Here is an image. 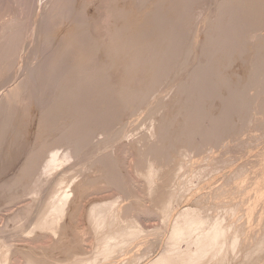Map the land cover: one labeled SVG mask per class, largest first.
Wrapping results in <instances>:
<instances>
[{
  "label": "bare ground",
  "instance_id": "bare-ground-1",
  "mask_svg": "<svg viewBox=\"0 0 264 264\" xmlns=\"http://www.w3.org/2000/svg\"><path fill=\"white\" fill-rule=\"evenodd\" d=\"M64 1V0H63ZM111 1V0H110ZM109 1V3H111ZM116 1V0H115ZM115 1H112V2H115ZM123 1V0H122ZM126 1V0H124ZM131 3H130V9L128 10H125L124 7H117L115 4L116 2L114 3V5L116 6V8H112L111 9L109 8L108 10H111V11H108L110 12L108 15L111 17L112 21L109 22L108 24V30H107V34L104 35V39H100V38H94L92 37L91 35L94 34L95 30H92V27L91 29H89V24H88V27L85 25L87 23H84L85 24H79L78 26H74L72 29H69L67 32H65V34L61 37V42H63L62 46L59 47L60 51L55 54L54 58H53V61L52 63L47 66V77L46 79H44L43 81L40 82V85H37L39 86V90L38 91V97H43L44 93L47 94V97L46 99L41 103V106H40V115L39 117L37 118V126H35L36 128V131L35 133H33L32 137L28 139V141H26V143L24 142V144L21 146V140H20V137L19 135L21 134L20 131H19V127H21V124L18 125L17 122L19 121H15L16 122V126L14 125V130L12 131V136H11V142H12V146H17L16 148H18V151H13L14 155H21L23 154L24 158L22 159V162L19 163V166H16L12 171L13 173L11 174V176H6L5 178H1L0 179V198H2L3 200L1 202H3V208H6L4 207L5 206H9L10 208V204L12 206L13 202H15L14 204H17V203H22L23 201H25V199H29L27 197L29 196H32V194L36 195V200L34 201L35 202V205L36 206H39L41 207L43 205V211L40 213H38V216L36 217H39V214H41V216L37 219V221H34L32 220L31 218L28 219L26 218L27 220V224H32L35 222L36 225L39 226H42V225H46L48 223H50V221H52V218H48V216L50 214H53V213H56L57 214V217H59L60 215L64 214L65 212H67V203L68 202H65L62 197V194H58L57 192L59 191H56V187L53 186V187H50L49 184H50V180H49V175H50V172L53 171L55 169L56 166H59L60 168V164L64 161V162H67L69 159H72L74 160L73 162L75 161H78V159H82V160H85L86 158H89V154L92 156L96 153V151H99L98 147H100L104 142V146L106 141L108 143H111L113 141H117L118 138H120L122 136V133L124 132V126L126 125H123V121H122V115L123 113H131L130 116L132 115L133 111L136 112L138 109H140L141 111V108L145 105L149 106V108H152L150 107L153 106L151 102H149V96L153 93V95L155 93H157L156 91L159 89L160 91H162V89L158 88L161 80L164 78H169L170 79V75L169 74H176V70L180 71V70H183L185 69L187 66H189L188 64L190 63H194L196 62L197 64L195 65L197 67H194V71L190 72V74L188 75V79L187 80V83L183 82V83H180L179 85L176 86V92L180 97L177 100L179 101V104L177 103L176 104V107L174 105V108L176 113H171L172 117H168L167 115H165V118L164 117H161V118H164V120L162 119V123L161 121H159V124L158 125H155L153 126L154 130L152 131L151 133V136L152 137H155L156 140H154L155 142H153V144H150L149 142V145L146 143V145H144V149H141L142 150H138L136 153L140 154L142 157H145L147 158L148 156L151 157V159L153 160V164L152 166L154 165V161H159V160H162L164 162V166H166L167 164L169 165V163L172 162V160L174 159L173 158V155H175L176 150L178 149V147H183V149L186 148V150H189V149H195V152L193 153V155H197V150L198 151H202L204 149V147H208V145H212L213 149L216 148L217 146L214 147V145H220V144H223L220 143L221 141H224L222 140L223 137H220V136H226V133L229 132V134L233 131L231 130H227V129H230L229 127H234V122L232 121L233 118L231 117H234L235 114H237L236 116H241L243 118V115L244 113H246L247 111L251 110V108L249 109L248 108V105L246 106V102L249 100L248 98L249 97H254V96H248L249 94L246 92V91H243L242 89L244 88V82H241L243 83L244 86H240V81H239V84H238V80H241V79H238L237 76L236 79H235V86L233 87L232 85H230V83L234 80H227V76L226 75L227 73H225V71H227L228 69L226 68H229L228 65H232V62L230 63V59H229V56H230V52H232L233 50H237V48L240 46H242V42L244 38H247L250 43H252L253 45V41L251 42V40H254L256 45L254 47H250V43H249V47L252 48L250 50V52H248L249 54V57L252 56L253 59H244L245 61L248 60L247 62L250 63L249 65H247L246 67L249 68V71H247V77H248V82H249V79H250V82L251 81H254L256 79V83L258 84L262 82V84L264 85V48H263V45H264V37L261 36L260 34H258V30L260 29H263L261 28L262 26H264L262 24L261 26V23L264 22H259V27L260 29L256 28L257 31L254 32H251L253 33L252 35L247 36V37H244L242 39L239 38V36H236L235 32L237 31L236 29L240 30V26L237 27L236 29H232V27H234V23L232 24V21L231 20H228L232 14V11L235 12L236 8H237V11L242 7V9L245 11V9L249 12H251L253 14V11H254V7H255V13L254 14H259V12L261 14H264V0H220L218 3L220 4V6L218 7L217 5V8L215 6V8L217 9V13H218V16L219 13H224L225 17H226V14H227V11H230L231 13L228 12V16H227V24L225 22V20L222 19V17H224L222 15L221 18H218L217 17L215 19V21L218 22V24H216V26H214L212 29L206 31V33H208L207 35H204V40H205V47L203 46H197V47H202L204 48V52L203 54H201V57L198 56V55H194L192 54L193 52H191V48L192 46L195 48L196 45H198L197 43L200 41L202 42L201 40L198 39V35H199V30L200 28H203L206 26L205 22L201 21V25L198 26V29H197V32H196V35L192 33L194 32H191L190 30V25L192 24V21H193V13L191 12V9L190 8V2H192L193 0H156V3H153V4H150L151 7L149 8V4H147V0H130ZM155 1V0H154ZM197 2H194V3H198L200 1L196 0ZM242 3H240V2ZM121 2V1H120ZM119 2V4H120ZM149 2V1H148ZM193 2H192V7H193ZM238 3L239 7L238 8V5H236ZM246 2L244 5L243 3ZM250 2V3H249ZM49 3V2H48ZM126 3V2H125ZM58 4V3H57ZM113 4V3H112ZM148 5L146 6L145 8H143L145 5ZM234 4V5H233ZM258 6H257V5ZM62 5V4H61ZM113 5V6H114ZM236 5V6H235ZM243 5V6H241ZM257 7H256V6ZM84 6V5H83ZM121 6V5H120ZM123 6V5H122ZM126 6V5H125ZM195 6V5H194ZM236 7L235 9L233 7ZM52 7V6H51ZM127 7V6H126ZM148 7V9H147ZM246 7V8H245ZM54 8V7H53ZM129 8V7H128ZM136 8H139V10H136ZM196 8V7H195ZM198 8V7H197ZM214 8V10H215ZM234 9V10H230V9ZM81 9V8H80ZM194 10V9H193ZM223 12H222V11ZM53 11V9H52ZM140 11V12H139ZM236 11V12H237ZM241 11L240 12L238 11L236 13V15H234L233 17L236 18V16H238L237 18H243L244 15H245V20L247 19L248 20V24L250 23L251 24V21L253 20H250V19H254V22H255V17H252V14H248L247 11L246 13L242 11V13L244 14H241ZM259 11V12H258ZM195 13V12H194ZM238 13H240L239 15H237ZM80 14V13H79ZM230 14V15H229ZM248 14V15H246ZM260 14V15H261ZM50 15V14H49ZM57 15V14H56ZM204 15V14H203ZM242 15V16H240ZM249 15H251L249 17ZM260 15H257V17L259 16L258 21L259 19L261 20V18H264V17H261ZM48 16V15H47ZM46 16V17H47ZM106 16V15H105ZM107 16V17H109ZM248 16V17H246ZM254 16V15H253ZM90 17V16H89ZM229 17V18H228ZM231 16L230 19L233 18ZM252 17V18H251ZM233 18V19H234ZM242 18L240 19V22L242 20ZM48 19V18H47ZM109 19V18H108ZM108 19H106L108 21ZM207 19V18H206ZM225 19V18H224ZM239 19H235L234 21L236 20H239ZM244 19V18H243ZM50 20V19H49ZM210 20V19H209ZM214 20V19H213ZM221 20V21H219ZM264 20V19H262ZM89 21V20H88ZM87 21V22H88ZM110 21V19H109ZM198 21V23H199ZM224 21V23L222 22ZM243 24L246 23L244 22V20H242ZM250 21V22H249ZM92 22V21H91ZM106 22V21H105ZM237 21V23H235V25H240ZM252 23V24H255V23ZM207 23V22H206ZM220 23V24H219ZM228 23H231L228 24ZM247 23H246V26H247ZM258 23V22H257ZM78 24V23H77ZM76 24V25H77ZM93 25V23H91ZM107 24V23H105ZM214 24V22L212 23ZM221 24L225 27L226 29L227 28H230L233 30V31H230L229 29L225 30L224 27L223 29L221 28ZM226 24V25H225ZM249 24V25H250ZM6 25V24H4ZM220 25V26H219ZM230 25V26H229ZM248 25V27H250ZM95 26V24H94ZM111 26V27H110ZM196 26V25H195ZM208 26V25H207ZM213 26V25H211ZM210 26V27H211ZM229 26V27H228ZM245 26V24H244ZM245 26V27H246ZM257 26V25H256ZM255 26V27H256ZM44 27V26H43ZM106 27V28H107ZM244 27V30L246 31H243V29L241 30L242 31V36L244 35L245 36V33H247L248 31V27L245 29ZM252 27V26H251ZM7 28V27H6ZM70 28V27H69ZM196 28V27H195ZM208 28V27H207ZM243 28V27H242ZM254 28V27H252ZM252 28H249V33H247L248 35L250 34V31ZM44 29V28H43ZM205 29V28H204ZM209 29V28H208ZM255 29V28H254ZM252 29V30H254ZM16 30V29H15ZM94 32H92V31ZM97 30V29H96ZM105 30V31H106ZM207 30V29H206ZM230 31L229 32V36L230 38H234L233 41L231 42V44L233 42H236V39H238L237 43H238V47H237V43L235 44H230L229 43V40L230 38L228 39V37H225L227 35L225 31ZM235 30V31H234ZM194 31V30H193ZM240 31V32H241ZM51 32V31H50ZM235 33V34H232V33ZM239 32V31H238ZM237 32V35H239L240 33ZM244 32V34H243ZM258 32V33H257ZM263 31H261L262 33ZM29 33V32H28ZM92 33V34H91ZM205 33V34H206ZM228 33V32H227ZM14 34V33H13ZM17 34V33H16ZM30 34V33H29ZM47 34V33H46ZM57 34V33H56ZM62 34V33H61ZM263 34V33H262ZM235 35V36H233ZM264 35V34H263ZM9 36V35H8ZM47 36V35H46ZM44 37L43 41L47 42L49 37ZM49 36V35H48ZM54 36V35H53ZM94 36V35H93ZM188 36L190 38H188ZM200 36V35H199ZM5 37V36H4ZM16 35H11L7 38L6 41H7V44H5V48L2 50V54H0V76H2L3 74H5L6 76H8V73L9 71H11V65H12V60H13V53H14V46L16 44ZM187 37V38H186ZM241 37V36H240ZM261 37V38H260ZM79 38V40H78ZM105 38H107L105 40ZM3 39V38H2ZM84 40L85 42L84 43V48H81V50H79L78 47H80L81 45V40ZM247 39H245V43H247ZM261 39V42L262 43H258V41ZM240 40L242 41L240 43ZM5 41V40H4ZM3 42V41H2ZM79 42V43H78ZM202 42V44H204ZM240 43V44H239ZM248 44V43H247ZM245 44V45H247ZM263 44V45H261ZM195 45V46H194ZM201 45V44H200ZM234 46V47H233ZM237 48H236V47ZM4 47V46H3ZM196 47V48H197ZM245 47V46H244ZM77 49V54H72L71 50L72 49ZM230 48H233L230 49ZM263 48V49H262ZM2 49V48H1ZM71 49V50H70ZM246 49V48H245ZM246 49V50H247ZM70 50V51H69ZM193 50V49H192ZM242 51L241 52H238L237 53H242L243 52V49H241ZM263 50V51H262ZM26 51V50H25ZM74 51V50H73ZM194 51V50H193ZM199 51V49L197 50ZM240 51V50H239ZM98 52L102 53L104 55V57L102 59H98L96 60V57H97V54ZM202 52V51H201ZM247 52L245 54H247ZM25 53V52H24ZM217 54V56H216ZM235 53H231V55H233ZM247 54V55H248ZM73 56V60L70 64H68V60L70 58H68V56ZM100 55V54H99ZM101 55V56H103ZM237 55H240L241 57V54H237ZM242 55V56H243ZM23 56V55H22ZM71 56V58H72ZM217 59H216V58ZM233 57V56H232ZM238 57V56H237ZM244 57V56H243ZM23 58V57H22ZM68 58V60H67ZM231 58V57H230ZM246 58V57H245ZM239 59V58H238ZM52 60V59H51ZM68 61V62H67ZM235 61V60H234ZM239 61V60H238ZM242 61V60H241ZM94 62L98 63V66L96 68H94V66L92 64H94ZM237 62V61H236ZM234 63V62H233ZM240 63V62H239ZM19 64V63H18ZM37 64V63H36ZM41 64V63H40ZM63 64H66L67 66L63 65ZM22 65V63H21ZM35 65V64H34ZM65 66V70L62 72L63 74L58 75V77L56 76V73L54 71L55 68H60L61 66ZM95 65V64H94ZM191 65V64H190ZM229 65V66H230ZM242 65H243V62H242ZM46 66V65H45ZM22 67V66H21ZM120 68L121 69V72L119 76L118 73L115 74L116 77H120L119 78V81L118 82H113L111 80V70L115 69L114 71H118V69L116 70V68ZM240 67V66H239ZM243 67V66H242ZM245 67V68H246ZM19 68H17L18 70ZM35 69V68H33ZM31 70L27 72V74H25V78L23 77V81L21 79V82L19 81V84L17 82V85L14 84L15 86L13 88H10L9 90H7V93H5L2 98L0 99V145L2 144V141L3 139L5 138V133L11 129L12 127V119L11 117H13L11 115V111L15 110L14 107L16 106V104L18 103L20 99V95L22 92H24V90H27L28 91H31L30 90V87H28V85H30V82L33 81V78H34V75H36L38 72H43L40 70L37 69V71L35 72V70ZM45 69V68H44ZM45 69V70H46ZM61 70H63L62 68H60ZM95 69V70H94ZM226 69V70H225ZM2 74V72H4ZM247 70V69H246ZM175 71V72H174ZM26 72V71H25ZM183 72V71H181ZM185 72V71H184ZM115 73V72H114ZM234 73V72H233ZM246 73V72H245ZM13 74V73H12ZM45 74V73H44ZM60 74V73H59ZM174 74V75H175ZM180 74V73H179ZM235 74V73H234ZM11 75V74H10ZM9 75V76H10ZM21 75V74H20ZM42 75V74H41ZM56 77H55V76ZM113 75V73H112ZM169 75V77H167ZM232 75V74H230ZM8 76V77H9ZM181 76V75H180ZM235 76V75H233ZM245 76V77H246ZM13 77V76H12ZM36 77V76H35ZM39 77V76H37ZM172 77V76H171ZM230 77V76H228ZM242 77V76H241ZM247 77H246V80H247ZM114 78V77H113ZM177 78V77H176ZM182 78V77H181ZM231 78V77H230ZM233 78V77H232ZM235 78V77H234ZM10 79V78H9ZM12 79V78H11ZM37 79V78H36ZM172 79H175V77H172ZM229 79V78H228ZM238 79V80H237ZM243 80V79H242ZM245 80V82L247 83V85L249 84L247 81ZM164 81V80H163ZM173 81V80H172ZM185 81V80H184ZM166 82V80H165ZM168 82V80H167ZM182 82V81H181ZM162 83V82H161ZM171 83V80L170 82ZM238 85H237V84ZM245 83V84H246ZM168 84V83H167ZM255 85L252 89V91L255 89L256 84L255 82H252L251 83V86L252 85ZM11 85V83H10ZM13 85V84H12ZM33 85V84H32ZM161 85V84H160ZM163 85V84H162ZM242 85V84H241ZM250 85V84H249ZM261 85V84H260ZM260 85H258V87H260ZM262 85V86H263ZM166 86V85H165ZM239 88H238V87ZM163 87V86H162ZM239 89H237V88ZM240 87H243L242 89ZM250 86L246 87L247 89L245 90H248ZM259 91L260 88H258ZM34 88V87H32ZM156 88H158L156 90ZM177 88H178V92H177ZM264 88V86L262 87ZM261 88V89H262ZM219 89L221 90H225L226 93H225V96L222 97L220 96V92L218 91ZM257 93H254L256 94L255 96H257L258 94V91ZM34 90V89H32ZM223 90V91H224ZM242 90V92H241ZM251 90V89H250ZM249 90V91H250ZM35 91V90H34ZM155 91V93L153 92ZM173 91V90H172ZM27 92V91H26ZM219 92V93H218ZM246 92V93H245ZM254 92V91H253ZM252 92V93H253ZM264 92V91H263ZM94 94L96 95L94 97V100L95 99H99L100 97H105V100L104 99H101V100H104L105 102H102V104L100 103H95L92 99V95L90 94ZM159 93V91H158ZM174 93V94H176ZM250 93V92H249ZM25 94V92H24ZM27 94V93H26ZM219 94V96H218ZM87 95H90V96H87ZM93 95V96H94ZM152 95V96H153ZM215 95L217 96V98L219 99L217 102H219L218 104V108H217V112L214 113V112H210V107L207 106L206 108V105L207 103H205L207 100L210 101V99L212 100V97L213 98H216ZM84 96L86 97H91L92 102L91 100H88L86 98H84ZM156 96V95H155ZM174 96H177V95H174ZM178 96V97H179ZM248 96V97H247ZM259 96V95H258ZM261 96H262V93H261ZM45 97V96H44ZM162 97V96H161ZM164 97V96H163ZM222 97V98H221ZM28 98V97H27ZM85 100H84V99ZM154 98V97H153ZM152 98V99H153ZM207 98V99H206ZM216 98V99H217ZM257 97H254L253 99L255 100ZM260 98V97H259ZM257 98V99H259ZM163 99V98H161ZM253 99L251 101H253ZM261 99V98H260ZM259 99V100H260ZM42 100V99H40ZM106 100L108 101V103H110L111 101L114 103L111 104L109 108V105L106 104ZM214 100V99H213ZM151 101V100H150ZM159 101V100H158ZM208 101V103H209ZM20 102V101H19ZM91 102V103H90ZM111 102V103H112ZM170 102V101H169ZM172 102V101H171ZM170 102V103H171ZM174 102V101H173ZM256 102V100H255ZM259 102V101H258ZM105 103V104H104ZM156 103V102H155ZM161 102L159 103H156V104H159L160 105ZM246 103V104H245ZM262 103V102H261ZM19 104V103H18ZM88 104H91V108L90 109H95V111L97 110H101L105 111V108L103 109H100V105L102 106L103 104L110 109V110H113V112H104L103 113H106L105 115L107 116L108 113H110V115L108 114L107 118L106 116L105 119L103 117H100V119L103 121H101V123L99 124V128L101 129H97L96 127V124L98 123L99 119L97 118L96 122L91 121L88 119V117H86V113L87 111L85 110V105H88ZM155 104V106H156ZM167 105V103H165ZM174 104V103H173ZM210 104V103H209ZM217 104V103H216ZM248 104H251V103H248ZM254 104V103H253ZM256 104V103H255ZM159 105H157L155 109H160ZM165 105V106H166ZM170 105V104H169ZM19 106V105H18ZM115 106V107H114ZM154 106V107H155ZM163 106V104L161 105V107ZM171 106V105H170ZM211 106L212 103H211ZM253 105H251L252 107ZM104 107V106H102ZM101 107V108H102ZM106 107V108H107ZM146 107V106H145ZM153 107V109H154ZM246 108V110H244ZM257 107V106H256ZM148 108V109H149ZM166 108V107H165ZM213 108V107H212ZM211 108V109H212ZM262 108V107H261ZM264 108V107H263ZM93 109L90 110L91 112H93ZM152 109V112L154 111ZM163 109L164 111V108H161V110ZM255 109V108H254ZM253 109V110H254ZM257 109V108H256ZM89 110V109H88ZM107 110V109H106ZM151 110V109H150ZM149 110V112H150ZM159 110V111H161ZM170 110V109H169ZM173 109H171L172 111ZM216 110V109H215ZM244 110V111H243ZM258 110V109H257ZM86 111V113H85ZM88 111V112H90ZM109 111V110H108ZM161 111V115L162 112ZM166 111V110H165ZM255 111V110H254ZM263 111V110H262ZM138 112V111H137ZM148 112V111H147ZM148 112V113H149ZM156 112V111H155ZM158 112V111H157ZM174 112V111H173ZM241 112H243V115L241 114ZM252 112V110L250 111V113ZM14 113V112H13ZM102 113V115H104ZM147 113V116H149V118L152 116L151 115H155L153 113L150 112V114ZM159 113V112H158ZM249 113V112H248ZM247 113V114H248ZM257 113V112H256ZM260 113V112H259ZM101 114V113H100ZM165 114V113H164ZM232 114H234V116H231ZM253 114V113H251ZM255 114V113H254ZM253 114V115H254ZM97 115H99L97 113ZM97 115H94L97 117ZM120 115L121 117L118 118ZM246 115V114H245ZM21 116V115H20ZM100 116V115H99ZM133 116V115H132ZM146 116V115H145ZM146 116V117H147ZM158 116V115H157ZM164 116V115H163ZM167 116V117H166ZM231 116V117H230ZM235 116V117H236ZM247 116V115H246ZM245 116V117H246ZM249 116V115H248ZM255 116V115H254ZM264 116V114H263ZM90 118L92 116H89ZM126 117V116H125ZM156 117V116H154ZM240 117V118H241ZM244 117V118H245ZM256 117V116H255ZM118 118V119H117ZM178 118L181 119V123L179 124H176V121L178 120ZM232 120H231V119ZM239 118V121L241 122V120L243 121V119L240 120ZM247 118V117H246ZM253 118V116H252ZM257 118V117H256ZM264 118V117H263ZM10 119V120H9ZM93 119V117L91 118ZM121 119V122L117 120H120ZM128 119V118H127ZM138 119V118H137ZM144 119V118H143ZM142 119V120H143ZM148 119V118H146ZM153 119V118H152ZM248 119V118H247ZM246 119V120H247ZM260 119V118H259ZM14 120V118H13ZM141 120V121H142ZM236 120V118H235ZM234 120V121H235ZM238 120V119H237ZM263 120V119H262ZM140 121V123H141ZM152 121V120H151ZM157 121V122H158ZM115 122V124H114ZM244 122V121H243ZM242 122V123H243ZM20 123V122H19ZM96 123V124H95ZM119 124V129H114L115 127H113L114 125L116 124ZM139 123V124H140ZM152 123V122H151ZM161 123V124H160ZM233 123V124H232ZM239 123V122H238ZM245 123V122H244ZM114 124V125H113ZM153 124V123H152ZM175 124V125H174ZM237 123H235L236 125ZM264 124V123H263ZM101 125V126H100ZM113 125V126H112ZM145 125V124H144ZM239 125L238 127H240V123L237 124ZM244 125V124H242ZM241 125V126H242ZM261 125V124H260ZM98 126V125H97ZM150 126V125H149ZM245 126V125H244ZM243 126V127H244ZM30 127V126H29ZM32 127V126H31ZM34 127V126H33ZM113 127V128H112ZM145 127V126H144ZM237 127V126H236ZM234 127V128H236ZM136 128V127H135ZM233 128V129H234ZM246 128V127H245ZM146 129V128H145ZM115 130V131H114ZM228 132H227V131ZM237 129H235L236 131ZM245 130V129H244ZM130 131V129H129ZM136 131V130H134ZM226 131V132H224ZM238 131V130H237ZM9 132V131H8ZM11 132V131H10ZM101 132V133H100ZM132 132V131H131ZM224 132V133H223ZM28 133V132H27ZM133 133V132H132ZM223 133V134H221ZM234 133V132H233ZM11 134V133H10ZM99 134H103L104 135V138H106L104 141L102 139V142L100 143L97 142L96 145L95 144H92V140L95 139L97 137V135ZM126 134V132H125ZM138 134V133H137ZM238 134V132H237ZM134 135V134H133ZM234 135V134H232ZM28 136V135H27ZM125 136V135H124ZM140 136V134H139ZM146 136V135H145ZM230 136V135H229ZM138 137V136H137ZM142 137V136H141ZM227 137V136H226ZM147 137L143 138L146 140ZM228 138V137H227ZM237 138V137H236ZM121 139V138H120ZM224 139V138H223ZM99 140V139H98ZM141 140V139H140ZM149 140V138H148ZM237 140V139H236ZM24 141V140H23ZM119 141V139H118ZM136 141V140H135ZM142 141V140H141ZM140 141V142H141ZM227 141V139H226ZM225 141V142H226ZM10 142V143H11ZM208 142V143H207ZM9 143V144H10ZM228 143V142H227ZM136 144V143H135ZM143 144H145L143 142ZM8 145V144H7ZM109 145V144H108ZM103 146V147H104ZM107 146V145H106ZM105 146V148H107ZM133 146V145H132ZM131 146V147H132ZM142 146V144H141ZM2 147V146H1ZM11 147V146H10ZM14 147H11L12 149H14ZM102 147V148H103ZM126 147V146H125ZM211 147V148H212ZM218 147H221V146H218ZM217 147V148H218ZM128 148V147H127ZM189 148V149H187ZM22 149V150H21ZM96 149V150H95ZM139 149V148H138ZM182 149V148H180ZM179 149V150H180ZM212 149V153L214 152ZM226 149V148H225ZM117 150V149H116ZM136 150V149H135ZM210 150V148L208 149V151ZM215 150V149H214ZM5 151V150H4ZM11 151V149L9 150ZM182 151V150H181ZM191 151V150H190ZM200 151V155L201 152ZM204 153H205V149L203 150ZM108 152V151H107ZM193 152V151H192ZM191 152V153H192ZM225 152V151H223ZM9 153V152H8ZM5 154L6 158H8L10 155L9 154ZM98 153V152H97ZM180 153V152H178ZM182 153V152H181ZM184 151H183V155H184ZM208 153V152H207ZM117 154V153H116ZM135 154V153H134ZM206 154V153H205ZM209 154V153H208ZM203 155V154H202ZM214 155V154H213ZM90 156V157H91ZM124 156V155H123ZM190 156V154H189ZM199 156V155H197ZM205 156V155H204ZM203 156V158H204ZM3 156V158H5ZM22 157V155L20 156ZM19 157V158H20ZM97 157V156H96ZM101 157V156H100ZM118 157V156H117ZM195 156H193L192 158H194ZM201 157V156H200ZM208 155H206L205 159L208 160ZM5 158V159H6ZM17 158V157H16ZM141 158V157H140ZM145 158H142V162L144 161ZM176 158V157H175ZM184 158V157H183ZM212 158V157H211ZM210 158V159H211ZM263 158V157H262ZM21 159V158H20ZM149 159V160H151ZM190 159V160H189ZM202 159V158H201ZM19 160V159H18ZM81 160V161H82ZM115 159L111 157L110 153H106V154H103L101 158H98L97 161L95 159V166H97V174L98 176L95 178V180H92L90 179L89 177L87 179H84V180H81V182L79 181V183H75L74 184V188L72 189L73 190V193H74V197L76 198H80L82 199L83 197H86V194L90 191L94 185V183H96V181L98 180H101V181H104L106 183H108L109 186L111 187H117V188H121L122 189V186L121 184L123 185V181L122 179H120L122 181V183H120L118 179H116L117 177H115V171L116 168L114 167V161ZM141 160V159H140ZM139 160V162H140ZM146 160V159H145ZM151 160V161H152ZM177 160V159H176ZM192 160L191 158H188V166L189 168H193L192 167ZM264 160V159H263ZM5 161V160H4ZM70 161V160H69ZM80 161V163H81ZM87 161V160H86ZM90 161V160H89ZM114 161V162H113ZM148 161V160H146ZM195 161V160H194ZM201 161V160H200ZM18 162V161H17ZM82 162H85V161H82ZM125 162V161H124ZM138 162V159L137 161ZM145 162V161H144ZM160 162V161H159ZM259 162H260V159H259ZM262 162V161H261ZM15 163V162H14ZM79 163V162H78ZM77 163V164H78ZM86 163V162H85ZM84 163V164H85ZM93 163V161H92ZM158 163V162H156ZM258 163V162H256ZM264 163V161H263ZM67 164V163H65ZM69 164V163H68ZM88 164V163H86ZM140 164V163H139ZM143 164H146V163H143ZM141 164V165H143ZM186 164V163H185ZM255 164V163H254ZM81 165V164H80ZM132 165V164H131ZM161 165V164H160ZM159 163H158V167L160 166ZM163 165H161L160 168L163 167ZM264 165V164H263ZM262 165V166H263ZM10 165H7V162H4L3 165L0 167L1 169V172L2 170H5L6 168ZM64 166V165H63ZM62 166V167H63ZM93 166V164H92ZM117 166V165H116ZM146 166V165H145ZM181 166V165H180ZM187 166V167H188ZM241 166V165H240ZM239 166V168H240ZM244 166V164H243ZM251 166V165H250ZM61 167V168H62ZM94 167V166H93ZM114 167V169H113ZM156 167V165H155ZM158 167L154 168V169H159ZM255 167V166H254ZM261 167V166H260ZM83 168V167H82ZM89 168V167H88ZM119 168V167H118ZM144 168V167H143ZM142 168V169H143ZM167 168V167H166ZM242 168V167H241ZM247 168V167H246ZM263 168V167H262ZM145 169V168H144ZM181 169V167H180ZM187 169V168H186ZM226 169V167H225ZM69 171V169H67ZM67 170H66V173H67ZM79 170V169H78ZM120 170V169H119ZM153 170V169H152ZM173 170V169H172ZM185 170V169H184ZM190 170V169H188ZM254 170V168H253ZM261 170V169H260ZM259 170V171H260ZM264 170V169H263ZM117 171V170H116ZM136 171V170H135ZM175 171V170H174ZM192 171V170H191ZM110 172V174H109ZM142 172V171H141ZM162 172V171H161ZM180 172V171H179ZM189 172V171H188ZM187 170L183 173V174H186L188 173ZM262 172V171H261ZM52 173V172H51ZM63 173V172H61ZM84 173V172H83ZM90 173V172H89ZM160 173V172H159ZM182 173V172H181ZM180 173V175H182ZM192 173V172H191ZM238 173V172H237ZM251 173V172H250ZM259 173V172H258ZM257 173V174H258ZM53 174V173H52ZM59 174H60V170H59ZM78 174V172H77ZM96 174V175H97ZM114 174V175H113ZM120 174V171L119 173ZM122 174V173H121ZM143 174V173H142ZM151 174V173H150ZM224 174V172H223ZM264 174V173H263ZM1 175V174H0ZM83 175V174H82ZM81 175V176H82ZM153 175V174H152ZM176 175V174H175ZM192 175V174H191ZM49 176V177H47ZM53 176V175H52ZM58 176V175H57ZM61 177L63 176L60 175ZM73 176V175H72ZM75 176H77L75 174ZM80 176V178H81ZM95 176V175H94ZM149 176V175H148ZM179 176V175H178ZM224 176V175H222ZM257 176V175H256ZM255 176V177H256ZM260 176V174H259ZM264 176V175H263ZM60 177V179H61ZM67 178V176H64ZM85 177V176H84ZM122 177V176H121ZM150 177H152L150 175ZM154 177V176H153ZM191 177V176H190ZM254 177V178H255ZM58 178V177H57ZM63 178V177H62ZM65 178V179H66ZM79 178V177H78ZM92 178V177H91ZM149 178V177H148ZM176 178V177H175ZM186 178V177H185ZM223 178V177H222ZM72 179V178H71ZM71 179H62L63 181H66L68 183H70V180ZM155 179V178H154ZM158 179V178H157ZM220 179V177H219ZM250 179V178H248ZM145 180V179H144ZM148 180V179H147ZM173 180V179H172ZM100 181V182H101ZM154 182V180H152ZM64 182V184L66 183ZM150 182V181H149ZM151 182V183H153ZM208 182V181H207ZM52 183V182H51ZM57 183V182H56ZM63 183V182H62ZM98 183V182H97ZM96 183V184H97ZM147 183V182H146ZM155 183V182H154ZM164 183V182H163ZM174 185L173 187L176 188V192H173L171 191V194L168 193L167 194H163V193H160L159 194V197H157L156 199V205H158L160 211L162 212V214H167V215H164L165 218L161 217L162 220H164L163 224H166V226L168 227H164V230L166 228V232H160L158 231H155V229H153L154 231L152 232H149L148 233H137V235L135 236H128V238H126L127 236H125L123 238V235H121L120 239L118 237L117 238V241H114L113 243H111L112 239L110 240V242H108L109 244L105 243V247L107 245H111L107 248H104L103 247V253H104V257H100V258H105V259H109L110 261H112V258L114 256H111L113 255L112 252L114 251H117L116 248H118L119 245L121 246H126L128 244V247L130 246L129 244H132V240L134 241H137L139 240L140 238H142V240L140 241L143 245L141 246V248H139L135 254L133 255H136V256H140V254L142 252H145V250H150V249H154V248H159L162 244L165 245L166 244V247H168L166 250H169V254H166V255H161L162 257H160V259H156L155 257V260H158L157 262L156 261H152L153 264H207L206 263V260L205 258L207 259H212L215 257L217 258V256L219 257V260L222 262V263H219V264H223L224 260L223 259V256H224V253L226 254V252L230 249V251H235L237 249V251H243L245 245H247V243H252V241H255V243L253 242V244L251 245V249L249 250V247H248V250L249 251H246L247 249L245 248V253L244 255H242V258L246 261L245 263H249L250 261H252L253 259L255 260V257L254 255L255 254H258L260 253L261 256H262V249H263V243H264V235H262L261 237H257V236H260L263 231H261V226H263V224H259L261 225L260 226V229L258 230L261 231V232H257L258 234L260 235H257L256 236V233H254L253 231V223H255V216L253 217V214H252V211H251V205H250V210H248V212H245V221H242L241 223L239 222L238 224L240 225H244L243 226V233H242V237L240 238V236L237 234L236 230L239 229V226H236L237 228L234 227V230L231 231L229 234H228V229H230L231 225L233 224H236L235 223V220H236V216L237 218H240L238 214H240V209L237 207L236 203H229L228 207H227V214L230 215V213L234 214L235 216V219L232 220V222H228L226 224H223V222L225 220H227L226 217H222L221 218L218 216L217 219H215L216 217H212L210 216L209 214H205L203 212V210L200 208V209H197L195 208L194 210L190 208V210L188 209H185L186 211H181V213L178 212V214H174L175 212L174 209H172V205H173V202H174V198H176L175 196L178 195V192H177V188L180 187V185L183 183H181V180H179V178H177V181H174L173 182ZM230 183V182H229ZM236 183V182H235ZM246 183V182H245ZM253 183V182H252ZM62 184V185H64ZM156 184V183H155ZM159 184V183H157ZM220 184V183H219ZM233 184V183H232ZM232 184H228L227 186H232ZM240 184V183H239ZM243 184V182H242ZM248 184V183H247ZM245 184V185H247ZM60 185V184H59ZM66 185H68L66 183ZM101 185V184H100ZM103 185V184H102ZM105 185V184H104ZM129 185V184H128ZM150 186V184H149ZM153 186V184L151 185ZM163 186V185H162ZM200 186V185H199ZM204 186V185H203ZM229 186V187H230ZM236 186V184L234 185ZM234 186L230 187V189L233 190ZM248 186V185H247ZM50 187V190L48 191V193L46 194L45 193V190ZM100 187V186H99ZM103 187V186H102ZM130 187V186H129ZM154 187V186H153ZM167 187V186H166ZM172 187V185L170 186ZM182 187V186H181ZM218 187V186H216ZM222 187V185H221ZM239 187V186H238ZM249 187V186H248ZM251 187V186H250ZM65 188L66 190V187H63V189ZM69 188V187H68ZM124 188V187H123ZM132 188V187H131ZM159 188V187H158ZM174 188V189H175ZM199 188V187H197ZM201 188V187H200ZM219 188V187H218ZM242 188V186H241ZM262 188V187H261ZM59 189V188H58ZM61 189V188H60ZM114 189V188H113ZM152 189V187H150V190ZM202 189V188H201ZM226 189V188H225ZM229 189V191H231ZM46 190V192H47ZM64 190V191H65ZM69 189H67L68 191ZM149 190V191H150ZM170 190V189H169ZM179 190V189H178ZM199 190V189H198ZM216 190V189H215ZM214 190V191H215ZM228 190V189H227ZM227 190H221V192L219 193V190H216L217 192H214L216 194L215 197L217 199L218 195H224L225 192H228ZM70 191V190H69ZM108 191V190H107ZM122 191V194L124 192V189L121 190ZM126 191V190H125ZM148 191V192H149ZM153 191V190H152ZM156 191V190H155ZM158 191V190H157ZM235 191V190H234ZM89 192V193H90ZM204 192V191H203ZM210 192V191H209ZM213 192V191H212ZM68 193V192H67ZM88 193V194H89ZM199 193V192H198ZM234 193V192H233ZM58 194V195H57ZM125 194V193H124ZM194 194V193H193ZM203 194V193H202ZM208 194V193H207ZM210 194V193H209ZM212 194V193H211ZM210 194V195H211ZM68 194L64 193L63 196L65 199H67V196ZM156 195V194H155ZM196 195V194H194ZM199 195V194H198ZM240 195V194H239ZM257 195V194H256ZM73 196V195H72ZM71 196V197H72ZM88 196V195H87ZM120 196V195H119ZM208 196V195H207ZM213 196V195H212ZM243 196V195H242ZM34 197V196H32ZM70 197V196H69ZM129 196H127L126 198H123V199H127ZM150 197V196H149ZM178 197V196H177ZM195 197V196H194ZM211 197V196H209ZM252 197V196H251ZM256 197V196H255ZM121 198V197H120ZM207 198V197H206ZM212 198V197H211ZM231 198V197H230ZM241 198V196H240ZM31 199V197H30ZM214 199V198H213ZM233 199V198H232ZM231 199V200H232ZM244 199V198H243ZM242 199V200H243ZM251 199V198H250ZM249 199V200H250ZM259 199V198H258ZM79 200V199H78ZM84 200V199H83ZM105 200V199H104ZM111 199H109L108 201H110ZM115 200V199H114ZM130 200V199H129ZM33 201V199H32ZM77 201V200H76ZM113 201V200H112ZM117 201V200H116ZM125 201V200H124ZM123 201V202H124ZM128 201V200H127ZM205 201V200H204ZM213 201V200H212ZM258 201V200H257ZM33 202V203H34ZM98 202V201H97ZM106 202V201H105ZM191 202V201H190ZM210 202V201H209ZM219 202V201H218ZM253 202V201H252ZM256 202V201H255ZM264 202V201H263ZM44 203V204H43ZM70 203H75L74 201H70ZM147 203V202H146ZM151 203V202H150ZM100 204V203H99ZM102 204V203H101ZM105 204V203H104ZM109 204V203H108ZM111 204V203H110ZM119 204V203H118ZM124 203H122L120 206L118 207H121V210L125 212V214L127 215V211H129L128 209H130L129 207H127V211H126V206H123ZM205 204V203H204ZM215 204V203H214ZM263 204V203H262ZM262 204H260L262 206ZM90 207L88 209H91V207H94L97 205L94 204V202H91L89 203ZM128 205V204H126ZM246 205V204H245ZM259 205V204H257ZM0 206H1V203H0ZM16 206V205H15ZM25 206V205H24ZM29 206V205H28ZM70 206V205H69ZM74 206V205H72ZM98 209H99V205H97ZM106 206H107V203H106ZM105 206V207H106ZM110 206V205H108ZM107 206V207H108ZM113 207V205H111ZM116 206V205H115ZM191 206V205H190ZM193 206V205H192ZM202 206V205H201ZM254 206H256L254 204ZM260 206V207H261ZM264 206V204H263ZM26 207H27V204H26ZM101 207V206H100ZM117 207V206H116ZM123 207V208H122ZM125 207V209H124ZM244 207V206H243ZM73 207H71L72 209ZM75 208V207H74ZM104 208V207H103ZM259 208V207H258ZM263 208V207H262ZM2 209V208H0ZM36 209V207H35ZM38 209V207H37ZM40 209V208H39ZM69 209V208H68ZM102 209V207H101ZM106 209V208H105ZM110 209V207H109ZM108 209V211H109ZM115 209V207L113 208ZM256 209V208H255ZM264 209V208H263ZM20 210V209H19ZM22 210V209H21ZM32 210V209H31ZM96 210V209H95ZM104 210V209H102ZM107 210V209H106ZM111 210V209H110ZM117 210V209H116ZM131 210V209H130ZM146 210V209H145ZM207 210V209H206ZM18 211V210H17ZM36 210H33L32 213H34ZM91 210H89L88 213H86V216L84 217V219L86 221H89V223H94L96 222L97 223H101L102 220L105 218V215H108L107 213L108 212H102L101 210L98 212V211H92L90 213ZM114 210H112L111 212H113ZM120 211V212H122ZM131 211H134L133 209ZM140 211V210H139ZM255 211V210H254ZM12 212V211H11ZM10 212V213H11ZM25 212V211H24ZM37 212V211H36ZM110 212V213H111ZM119 212V210H118ZM136 212V211H135ZM148 212V210H147ZM170 212H173L171 215L169 214ZM256 212V211H255ZM254 212V213H255ZM9 213V214H10ZM13 213V212H12ZM20 213V212H19ZM22 213V212H21ZM20 213V214H21ZM27 213V212H26ZM30 213V212H29ZM109 213V214H110ZM130 214H132V212L129 211ZM128 213V214H129ZM134 213V212H133ZM177 213V212H176ZM242 213V211H241ZM258 216H256V218L258 217V220H256L257 222H261L264 220V210H261V212L259 211L258 212ZM36 214V213H35ZM68 214V213H67ZM121 214V213H120ZM124 214V215H125ZM174 214V215H173ZM215 214V212H214ZM13 215H16L15 212L14 214H12V219H13ZM22 215V214H21ZM20 215V217H21ZM116 214L113 213V220H114V216ZM123 215V212L122 214ZM143 215V214H142ZM177 217H176V216ZM228 215V216H229ZM260 215V216H259ZM31 216V215H30ZM33 216V215H32ZM55 216V215H54ZM68 216V215H67ZM71 214H70V218H71ZM112 215H110L109 218H111ZM129 216V215H127ZM134 216V215H133ZM144 216V215H143ZM175 216V220L173 219V221L171 222V219L172 217ZM217 216V215H216ZM16 216H14V219H15ZM23 217V215H22ZM25 217V216H24ZM23 217V218H24ZM27 217V216H26ZM64 217V216H63ZM62 217V218H63ZM66 217V216H65ZM119 216H116V220L119 221L118 219ZM126 217V216H125ZM230 217V216H229ZM228 217V219H229ZM233 217V216H232ZM17 218V217H16ZM34 218V217H33ZM67 218V217H66ZM65 218V220H66ZM108 218V217H107ZM108 218V219H109ZM121 218L124 220L127 221V218L131 219L132 218V215H130V217H127V218H123L121 216ZM120 218V219H121ZM134 218H137L138 220V217H135ZM234 218V217H233ZM21 219V218H20ZM25 219V218H24ZM54 219H56V217H54ZM72 219V218H71ZM107 219V220H108ZM121 219V220H122ZM129 219V220H130ZM133 219V218H132ZM152 219V218H151ZM16 220V219H15ZM62 220V219H59V221ZM64 220V221H65ZM112 220V219H111ZM123 220H122V225L121 227L123 226ZM134 221L136 219H133ZM137 220L135 222H137ZM254 220V222H253ZM14 221V220H12ZM25 221V220H24ZM57 221V220H56ZM70 221V219H69ZM101 221V222H100ZM133 221V223H134ZM139 221V220H138ZM229 221V220H227ZM231 221V220H230ZM237 221V220H236ZM17 222V221H15ZM21 222V221H20ZM19 222V223H20ZM71 222V221H70ZM117 222V221H116ZM125 222V221H124ZM132 222V221H131ZM130 222V223H131ZM13 223V222H12ZM18 223V222H17ZM18 223V224H19ZM23 224H25V222H22ZM67 223V222H66ZM111 223V222H109ZM121 223V222H120ZM127 223V222H126ZM126 224L128 225V229H129V224ZM170 226V224H172ZM264 223V222H263ZM55 224V223H54ZM57 224V223H56ZM65 224V223H64ZM63 224V225H64ZM68 224V223H67ZM71 224V223H70ZM137 224V223H136ZM139 224V223H138ZM137 224V225H138ZM236 224V225H238ZM257 224V223H256ZM255 224V225H256ZM14 225V223H13ZM20 225V224H19ZM108 225V224H107ZM110 225V224H109ZM120 225V224H119ZM133 224L130 225V227L132 226ZM258 225V226H259ZM10 226V225H9ZM22 226V225H20ZM19 226V228H20ZM96 226V225H95ZM112 226V225H111ZM125 226V224H124ZM123 226V227H124ZM148 226V225H147ZM165 226V225H164ZM171 227L170 229V232L168 233V230L169 228ZM16 227V226H15ZM45 228V226H43ZM47 227V226H46ZM53 227V226H52ZM58 227V226H57ZM73 227V226H72ZM101 227V226H100ZM105 228L103 229H106V223H105ZM114 227V225H113ZM120 227V228H121ZM122 227V228H123ZM141 227V226H140ZM157 227V226H156ZM35 228H37L35 226ZM63 228V227H62ZM67 228V227H66ZM97 228V226L95 227ZM125 228V227H124ZM123 230H126L124 229ZM155 228V227H154ZM159 228V227H158ZM255 228V227H254ZM10 229V228H9ZM12 229V228H11ZM21 229V228H20ZM33 229V228H32ZM38 229V228H37ZM40 229V228H39ZM55 229V228H54ZM74 229V228H73ZM115 230L116 227L114 228ZM127 229V230H128ZM131 229H134V227L132 226L130 228ZM136 229H138L140 231L139 228L136 227ZM142 229V228H141ZM232 229V228H231ZM19 230V229H17ZM35 230V229H34ZM41 230V229H40ZM43 230V229H42ZM58 230V229H57ZM110 230H111V227H110ZM109 230V231H110ZM123 231L126 235V233L128 234V232ZM130 230H128L130 232ZM144 230V229H143ZM147 229H145L144 231H146ZM163 230V229H162ZM241 230V228H240ZM16 231V229H15ZM21 231H24V230H21ZM28 231H29V228H28ZM46 231V229H45ZM49 231V230H48ZM88 231V230H87ZM108 231V230H107ZM109 231L107 233H109ZM119 231V230H118ZM133 231V230H132ZM136 231V230H135ZM138 231V232H139ZM13 232V230L11 231ZM18 234L19 232L16 231ZM25 232V231H24ZM31 232V230H30ZM52 232V231H51ZM92 232V231H91ZM99 232V230H98ZM101 232V231H100ZM105 232V231H104ZM112 232V231H111ZM116 232V231H115ZM114 232V233H115ZM240 232V231H239ZM74 233V232H73ZM113 233V232H112ZM117 233V232H116ZM120 233V232H119ZM2 230H0V243L2 244V238H1V235H2ZM28 234V233H26ZM32 233H30L31 235ZM38 234V233H37ZM100 234V233H99ZM98 234V235H99ZM102 236H103V231H102ZM106 234V232H105ZM121 234H123L121 232ZM132 234V233H131ZM129 233V235H131ZM135 233H133L134 235ZM21 235V234H20ZM22 235H25V234H22ZM29 235V234H28ZM29 235V236H30ZM95 235L97 236V233H95ZM107 235V234H106ZM109 235H112V234H109ZM113 235H116V234H113ZM120 235V234H119ZM142 237H141V236ZM39 236V235H38ZM47 236V235H46ZM56 236V235H55ZM54 236V237H55ZM94 236V237H96ZM101 237V235H99ZM97 236L96 239H99L100 237ZM117 236V235H116ZM139 236V237H137ZM4 237V236H3ZM27 237V236H26ZM41 237V235H40ZM38 237V238H40ZM57 237V236H56ZM59 237V236H58ZM57 237V239H58ZM112 236H110L111 238ZM131 237V238H130ZM257 237V238H256ZM30 238V237H29ZM28 238V240H29ZM51 239V237H48ZM62 238V237H61ZM74 238V237H73ZM82 238V237H81ZM114 238V237H113ZM137 238V240H136ZM139 238V239H138ZM252 238H254V240H252ZM5 239V237H4ZM64 239V238H63ZM67 239V238H66ZM95 239V238H94ZM122 239V240H121ZM128 239V240H127ZM52 240V239H51ZM102 240V239H100ZM105 240V239H104ZM5 241V240H3ZM33 241V239H32ZM64 241V240H62ZM68 241V240H66ZM95 241V240H94ZM166 241V242H165ZM58 242V241H57ZM60 242V240H59ZM65 242V241H64ZM7 248L9 247L8 245L10 244V241L8 242L7 241ZM95 243V242H94ZM103 243V242H102ZM134 243V242H133ZM165 243V244H164ZM14 244V243H12ZM56 244V243H55ZM60 244V243H58ZM97 244V243H96ZM184 244V247L182 248L181 245ZM4 245V244H3ZM5 245H6V242H5ZM90 245V244H89ZM138 245V244H137ZM242 245V248L240 247ZM1 246V245H0ZM14 246V245H13ZM16 246V245H15ZM96 247V245H94ZM100 246V245H99ZM119 246V247H121ZM4 247V246H3ZM2 247V248H3ZM6 247V246H5ZM20 247V246H18ZM84 247V246H83ZM90 247L91 249V245L88 246ZM133 247V246H132ZM135 249H136V245L134 246ZM138 247V246H137ZM164 247V246H163ZM163 247H160L162 249H164ZM165 247V248H166ZM247 247V246H246ZM2 248H0V252L2 250ZM10 248V247H9ZM8 248V249H9ZM13 248V247H12ZM11 248V250H12ZM26 248V247H25ZM85 248V247H84ZM93 248V247H92ZM115 248V250H114ZM24 249V248H23ZM30 249V248H29ZM86 249V248H85ZM94 249V248H93ZM112 249L114 251H112ZM119 249V248H118ZM126 249H127V246H126ZM129 249V248H128ZM161 249V250H162ZM183 249V250H182ZM10 250V249H9ZM7 250V251H9ZM21 250V249H20ZM120 250H123L121 251V254L122 252H124L125 250V247L122 249L120 248ZM118 250V251H120ZM4 250H2L3 252ZM30 251V250H29ZM91 251V250H90ZM101 251V250H100ZM100 251H99V255H100ZM117 251V255H116V252L114 253L116 256H119L121 255L120 252L118 253ZM131 252V249L129 250ZM132 251H134V249H132ZM155 251V249H154ZM229 251V252H230ZM233 251V253H234ZM241 251V252H242ZM11 252V251H10ZM9 252V253H10ZM74 255H73V258L74 260H72V262H68L70 264H78V263H75L76 261H78L79 263L81 262H86L84 261V257L87 255V252L86 250H84L82 248V246H75V251H74ZM129 252V253H130ZM147 252V251H146ZM153 252V251H152ZM162 252H166L165 250L161 251ZM168 252V251H167ZM3 253H6V250L5 252ZM8 253V252H7ZM61 253V252H60ZM91 253V252H89ZM94 251H93V255H94ZM128 253V252H127ZM127 253H125V255H127ZM160 252H158L159 254ZM236 253V251H235ZM29 254V253H27ZM34 254V253H33ZM63 254V253H62ZM65 254V253H64ZM96 254V253H95ZM102 254V253H101ZM151 254H154L150 252V255ZM228 254V253H227ZM2 256V254H0ZM40 255V254H39ZM99 255H97L98 257L94 256L96 258V260L94 259H91L93 260V262L91 261L90 263L87 262V264H96L95 261H97V259H99ZM103 255V254H102ZM132 255V256H133ZM146 255V254H144ZM221 255V258L220 259V256ZM0 256V258H1ZM6 256V255H4ZM8 256V255H7ZM35 256V255H34ZM42 256V255H41ZM56 256V255H55ZM88 256V255H87ZM121 256H124V254H122ZM120 256V258H121ZM128 256V255H127ZM136 256H134L136 258ZM153 256V255H152ZM150 256V257H152ZM158 256V255H157ZM227 256V255H226ZM230 256V255H228ZM240 256V255H239ZM3 257V256H2ZM13 257V256H12ZM40 257V256H39ZM57 257V256H56ZM66 257V256H65ZM133 257V258H134ZM144 256L141 255V258L138 257V258H134L135 261L137 262H133L135 264H139L138 261H141L142 258ZM50 258V257H48ZM47 258V259H48ZM60 258V257H59ZM64 258V257H63ZM90 258H91V254H90ZM115 258V257H114ZM116 258H119V257H116ZM119 258V259H120ZM132 258V257H131ZM130 258V259H131ZM132 258V259H133ZM146 258V256H145ZM149 258V256H148ZM225 258V256H224ZM228 258V257H227ZM231 258V257H230ZM240 258V257H239ZM11 259V257H10ZM27 259V258H26ZM40 259V258H39ZM44 259V258H41V260ZM51 259V258H50ZM103 260L104 261H107V260ZM118 259V260H119ZM130 260L131 261H134V260ZM141 259V260H140ZM214 259H212L214 261ZM241 259V260H243ZM259 259V258H258ZM262 259V258H260ZM54 260V259H53ZM63 260V259H62ZM108 260V261H109ZM116 260V259H115ZM117 260V262H118ZM127 260V259H126ZM145 260V259H144ZM149 260V259H148ZM148 260L146 259V261L148 262ZM233 260V259H232ZM7 261V257H3L2 260L0 261V264H4L5 262ZM23 261V260H22ZM20 261V262H22ZM31 261H32V257H31ZM60 261V260H59ZM74 261V262H73ZM100 262H102L101 260H98ZM106 264H113L112 262H108ZM114 261V259H113ZM123 261V260H122ZM151 261V260H150ZM259 261V260H257ZM10 262V261H9ZM34 262V261H33ZM43 262V261H42ZM55 262V261H54ZM53 262V263H54ZM102 262V263H103ZM116 262V263H117ZM125 259H124V261ZM129 262V263H130ZM146 262V264H147ZM151 262V264H152ZM208 262V261H207ZM211 262V261H209ZM234 262V261H233ZM236 262V261H235ZM254 262V261H253ZM28 263V262H26ZM82 263V264H83ZM114 263V264H116ZM127 263H128V260H127ZM128 263V264H129ZM132 263V264H133ZM143 263V262H142ZM150 263V262H149ZM216 262H214L215 264ZM217 263V264H218ZM238 263V262H237ZM236 263V264H237ZM242 263V262H241ZM255 263V262H254ZM22 264V263H20ZM24 264V263H23ZM30 264V263H29ZM55 264V263H54ZM63 264H65L63 262ZM98 264H101V263H98ZM117 264H120V263H117ZM123 264V263H121ZM209 264V263H208ZM240 264V263H239Z\"/></svg>",
  "mask_w": 264,
  "mask_h": 264
},
{
  "label": "rangeland",
  "instance_id": "rangeland-1",
  "mask_svg": "<svg viewBox=\"0 0 264 264\" xmlns=\"http://www.w3.org/2000/svg\"><path fill=\"white\" fill-rule=\"evenodd\" d=\"M109 1L110 0H0V54H2L1 52H2V50L5 48V44H7V39H9V38H7V37H9V36H11V35H16L17 37H16V44H15V46H14V53H13V55H12V57H13V60H12V65H11V71H9V72H7L8 73V76H6L5 74H3V73H5V71L4 72H2V76H0V99L2 98V96L5 94V93H7V90H9L10 88H13L15 85L14 84H16L17 85V82H18V84H19V81L21 82V79H22V81H23V77L25 78V74H27V72L28 71H30V69L32 70L33 68H35V69H33V70H35V72L37 71V69L38 70H40L41 69V71H43V72H38L36 75H34V78H33V81H31L30 82V85H28V87H30V90L31 91H28L27 90V88H26V90H24V92H25V94H24V92H22L21 93V97H20V99L21 100H19L18 101V103L16 104V106L14 107V109L15 110H13V111H11L12 113H11V115L13 116V117H11V119H12V121H10V122H12L11 124H12V127H11V129H9L6 133H5V138L3 139V141H2V144L0 145V167L3 165V163L4 162H7V165H10V166H6L7 168L5 169V170H2V172H1V169H0V179L2 178H5L6 176L8 177V176H11V174L13 173L12 171H14L13 169L16 167V166H19V163H21L22 162V159L24 158V156H23V154H21L22 155V157H20L21 155H18V153H17V155H14V153H13V151H18V148H16L17 146H12L13 144H12V142L10 141L11 139V136H12V131L14 130V125L16 124V122L17 121H19V122H17L18 123V125H20L21 124V127L20 126H18L19 127V131H20V135H19V137H20V140H21V146L24 144V142L26 143V141H28V139L29 138H31L32 137V135H33V133H35V131H36V128H35V126H37V118L39 117V113H40V106H41V103L46 99V97H47V94L46 93H44V95H43V97H38V91L37 90H39L40 91V89H39V86H37V85H40V82L41 81H43L44 79H46V77H47V66H49L51 63H52V61H53V58H54V56H55V54L57 53V51L59 52L60 51V49H59V47H61L62 46V44H63V42H61V37L65 34V32H67L69 29H72L74 26L76 27V26H78L79 24H85V23H87L86 25H85V27L87 26L88 27V24H89V29H91V27H92V30H95L93 33L94 34H92L91 36L92 37H94V38H100V39H104V35L105 34H107V30H108V24H109V22H111L112 21V19H111V17L109 16L110 14V12H108V11H111V10H108L109 8L111 9V7L113 8H116V6L117 7H124V9L125 10H129L130 9V3H131V1L130 0H126V1H122V0H111L110 2L111 3H109ZM112 1H115L116 2V6L114 5V3L115 2H112ZM121 1V2H120ZM149 1V2H148ZM158 1V0H157ZM189 1V0H188ZM194 2H197L196 0H193ZM192 1V2H193ZM198 1H200V0H198ZM220 0H201L200 2H198L197 4L196 3H194L193 2V7H192V2H190L191 4L189 5L190 6V8L192 9L191 10V12L193 13V21H192V24L190 25V30H191V32H194V33H192L193 34V36H194V34L196 35V32H197V29H198V26L199 25H201L202 23H201V21L203 22H205V24H206V26L205 27H203V28H200V30H199V35H198V39L199 40H201L203 43L205 42V40H204V35H207L208 33H206V31H208V30H210V29H212L214 26H216V24H218V22L217 21H215V20H217L218 18H221L222 17V15L224 16V17H222V19L223 20H225V22H226V20H227V16H228V12L229 13H231L230 11H227V14H226V17H225V15H224V13L222 14V13H219V15L221 16H218V13L216 12L217 11V5H218V7L220 6V4L218 3ZM238 1V0H237ZM248 1H250V0H248ZM49 2V3H48ZM119 2H120V4H119ZM126 2V3H125ZM156 3V0L154 1V0H147V4H153V3ZM240 2V1H239ZM58 3V4H57ZM113 3V4H112ZM241 3V2H240ZM240 3H238L237 2V4L236 5H238V4H240ZM246 2H244L243 3V5L245 4ZM250 3V2H249ZM62 4V5H61ZM145 5L143 8H145L146 6H148V5ZM242 4V3H241ZM84 5V6H83ZM114 5V6H113ZM121 5V6H120ZM123 5V6H122ZM127 7H126V6ZM195 5V6H194ZM234 5V4H233ZM235 5V6H236ZM243 5H241V6H243ZM257 5V4H256ZM255 5V6H256ZM52 6V7H51ZM215 6H216V8H215ZM233 7L234 9L236 8V7ZM245 6V5H244ZM258 6V5H257ZM256 6V7H257ZM54 7V8H53ZM129 7V8H128ZM151 7V5L149 6V8ZM196 7V8H195ZM198 7V8H197ZM81 8V9H80ZM214 8H215V10H214ZM238 8H240L239 7V5H238ZM246 8V7H245ZM52 9H53V11H52ZM147 9H148V7H147ZM230 9V8H229ZM234 9H230V10H234ZM136 10H139V8H136ZM240 10H242L243 11V13L245 12L246 13V9H245V11L242 9V7L238 10L239 12H240ZM222 11V10H221ZM237 11V8H236V10H235V12L234 11H232V14H231V16L233 17L234 15H236V13L238 12H236ZM242 11H241V14H243L242 13ZM140 12V11H139ZM195 12V13H194ZM223 12V11H222ZM249 11H247V13H248ZM259 12V11H258ZM80 13V14H79ZM255 13V7H254V11H253V14L251 13V12H249L248 14H252V17H255V22H254V19H250V20H253V21H251V24L249 25L247 22H248V20L246 19L245 20V15H244V19L242 18V20H244V22H246L247 23V26H246V23H244L245 24V26H244V24L242 23L243 21L241 20V22H240V19L239 18H237L238 16H236V18H232V19H230L231 18V16H229L228 18V20H231L232 21V24L235 22V23H237V21L238 22H240L239 24L240 25H235V23H234V27H232V26H230L231 25V23H228V24H230L229 26H230V28H227V29H229L230 31H233L232 29H236L237 27H239L240 26V30H238V29H236L237 31L235 32V33H232V34H235L236 36H239V38L240 39H242V38H244V37H247V36H249L250 37V35H252L253 33H251V32H254L255 33V31H257V29L256 28H258L259 27V22H262V21H264V20H262V19H264V18H261V20L259 19V21H258V19L257 18H259V16L257 17V15H260L261 13L259 12V14H254ZM50 14V15H49ZM57 14V15H56ZM109 14V15H108ZM204 14V15H203ZM240 13H238L237 15H239ZM248 14H246V15H248ZM48 15V16H47ZM106 15V16H105ZM230 15V14H229ZM254 15V16H253ZM262 15V16H261ZM260 16L261 17H264V14H261ZM47 16V17H46ZM90 16V17H89ZM107 16H109V17H107ZM240 16H242V15H240ZM251 15H249V17H250ZM217 17V19H215ZM246 17H248V16H246ZM248 17V18H249ZM251 17V18H252ZM257 17V18H256ZM48 18V19H47ZM110 19V21H109V19ZM207 18V19H206ZM225 18V19H224ZM50 19V20H49ZM106 19H108V21L106 20ZM210 19V20H209ZM214 19V20H213ZM235 19H239V20H236V21H234ZM89 20V21H88ZM199 20H201V21H199ZM84 21H85V23H84ZM88 21V22H87ZM92 21V22H91ZM106 21V22H105ZM198 21H199V23H198ZM219 21H221V20H219ZM207 22V23H206ZM214 22V24H212ZM223 23H224V21H222ZM250 22V21H249ZM255 23V24H252V23ZM258 22V23H257ZM78 23V24H77ZM91 23H93V25L91 24ZM105 23H107V24H105ZM264 22H262L261 23V26H262V24H263ZM4 24H6V25H4ZM77 24V25H76ZM94 24H95V26H94ZM220 24V23H219ZM226 24H227V22H226ZM225 24V25H226ZM196 25V26H195ZM208 25V26H207ZM211 25H213V26H211ZM248 25L250 26V27H248ZM257 25V26H256ZM264 25V24H263ZM44 26V27H43ZM91 26V27H90ZM108 26V27H107ZM211 26V27H210ZM220 26V25H219ZM223 25L221 24V28L223 29V27H222ZM228 26V27H229ZM254 27V28H252V27ZM256 26V27H255ZM7 27V28H6ZM70 27V28H69ZM107 27V28H106ZM111 27V26H110ZM196 27V28H195ZM209 29H208V28ZM216 27H218V26H216ZM226 27L227 26H225L224 27V29L225 30H227L226 29ZM231 27H232V29H231ZM243 27V28H242ZM244 27H245V29L247 28L248 29V31H247V33H249V28H252V29H254V30H252L251 29V31H250V34L248 35L247 33H245V36L243 35L242 36V29H243V31H245L244 30ZM264 26H262L261 28H263ZM44 28V29H43ZM205 28V29H204ZM16 29V30H15ZM97 29V30H96ZM107 29V30H106ZM207 29V30H206ZM246 29V30H247ZM258 29H260V27L258 28ZM66 30V31H65ZM106 30V31H105ZM194 30V31H193ZM225 31L226 32V34L225 35H227V36H225V37H228V39L231 37L230 35H229V32L230 31ZM51 31V32H50ZM65 31V32H64ZM235 31V30H234ZM239 31V32H238ZM241 31V32H240ZM260 31V32H259ZM261 31H263L262 33L264 34V28L263 29H260V30H258V34H260L261 36H263L264 37V35L261 33ZM30 34H29V33ZM228 32V33H227ZM237 32L238 33H240L239 35H237ZM246 32V31H245ZM14 33V34H13ZM17 33V34H16ZM47 33V34H46ZM57 33V34H56ZM62 33V34H61ZM206 33V34H205ZM243 34H244V32H243ZM9 35V36H8ZM47 35V36H46ZM49 35V36H48ZM54 35V36H53ZM94 35V36H93ZM230 37H229V36ZM235 35H233V36H235ZM5 36V37H4ZM49 37V39H48V41L47 42H45V41H43V39H44V37ZM208 36V35H207ZM241 36V37H240ZM102 37V38H101ZM3 38V39H2ZM7 38V39H6ZM187 38V37H186ZM188 38H190L189 36H188ZM248 38V37H247ZM247 38H244V39H242L243 40V42L240 40V43L242 44V46H240V48L241 49H243V54H244V52L246 53L247 51L248 52H250V50L252 49V48H250L251 46L252 47H254L255 45H256V43H255V41L254 40H251V42L253 41L254 43H253V45H252V43H250V41L247 39ZM261 38V37H260ZM107 38H105V40H106ZM233 37L232 38H230V40H229V43L231 44V42L233 41ZM245 39H247L248 41H247V43H245L246 41H245ZM5 40V41H4ZM78 40H79V38H78ZM3 41V42H2ZM85 42L83 39L80 41L81 42V46L80 47H78L79 48V50H81V48H84L83 46H84V43L83 42ZM234 41H235V39H234ZM237 41H238V39H236V42H233L232 44H235V43H237ZM263 41H264V39H263ZM262 41V42H263ZM202 42H198L197 44L198 45H194L195 46V48L192 46V48H191V52H193L192 54H196V55H198V56H200L201 57V54H203V52H204V48H202V47H197V46H203V47H205V43L204 44H202ZM261 42V39L258 41V43H262ZM79 43V42H78ZM239 43V44H240ZM249 43H250V47H249ZM201 44V45H200ZM231 44V45H232ZM245 44H247V45H245ZM83 45V46H82ZM237 45V47H238V43L236 44ZM261 45H263V44H261ZM4 46V47H3ZM245 46V47H244ZM197 47V48H196ZM234 47V46H233ZM236 47V46H235ZM236 47V48H237ZM249 47V48H248ZM2 48V49H1ZM248 48V49H250V50H246V49ZM263 48H264V45H263ZM262 48V49H263ZM194 51H193V50ZM199 49V51H197ZM230 49H232L233 50V48H230ZM241 49H239V47L237 48V50H233L232 52H230V56H229V59H230V63L232 62V65H228V67L229 68H226V69H228L227 71H225V73H227L226 75H228V76H230V77H228L227 76V80H234V81H232L231 83H230V85H234L235 86V79H236V77L237 76H239V77H237L238 79H241V80H238V84H239V81H240V86H246V87H248V86H250L249 87V89L248 90H245V89H247V88H245V86H244V88L243 87H240L243 91H246L249 95L248 96H254V97H257V98H259V99H255L256 100V102H255V100L252 98V97H249L248 99V101L245 103L246 104V106L248 105V108L250 109L251 108V110H252V112L251 113H255L254 115L257 117H255L253 114H251L250 113V111L251 110H249L248 108H246L245 107V109L244 110H246L247 111V109L249 110V111H247L246 113H244V115H243V112H241V114L243 115V118L239 115V116H236L237 114H235V116H234V114H232L231 116H234V117H231V118H233V122H234V127H236V128H232V127H229L230 129H227V130H231V131H233V132H231L230 134H229V132L228 133H226V136L228 137H226V136H224V132H226V131H224L223 133H221V134H223V136H220V137H223L222 138V140H224V141H221L220 143H222L223 142V144H218V145H214V147L215 146H221V147H216V148H214L213 149V147H212V145H208L209 146V148H210V150L208 151V147H204V149H205V153H204V149L201 151V152H203V153H201V155L199 154L200 153V151H196L197 152V155H199V156H197L196 155V153H195V155H193V153L195 152V149L196 148H194V149H189V148H187V149H189V150H186V148L185 149H183V147H178V149L176 150V152L178 151V152H180V153H175V155H173V160H172V162L171 163H169V165L167 164L166 166H164L165 164H164V162L162 161V160H159V161H154L155 163H154V165L152 166V162H153V160L151 159V157L150 156H148L147 158H145V157H142L140 154H138V153H136L138 150H142V149H144V145H146V143L149 145V143L150 144H153V142H155L154 140H156L155 139V137H152L151 136V133H152V131L154 130L153 128V126H155V125H158L159 124V121H161V123H162V119L164 120V118H165V115H167L168 117H172V116H174V115H172L173 113H176V111H175V109L176 108H174V105H175V107H176V104L178 103L179 104V101H180V99H181V95L179 96L176 92H174V91H176V86L177 85H179L180 83H183V82H185V83H187V80L186 79H188V75L190 74V72H192V71H194V67H196L195 65L197 64L196 62H194V63H190V64H188L189 66H187L185 69H183V70H176V74L174 75L173 73L172 74H169L170 75V79L169 78H166V79H162L161 80V82H160V84H159V86H158V88H160V89H162V91H160L158 88H156V92L157 93H155V91H153L155 94L153 95V93L149 96L150 98V100H149V102H151L152 103V105L153 106H151L150 105V107H152V108H149V106H147V105H145V106H143L142 108H141V111H140V109H138L136 112H134L133 111V113H132V115L130 116V114L129 113H123V115H122V123H123V125H126V126H124L125 128V130H124V132L122 133V136L120 137V138H118L119 139V141H118V139H117V141L115 142V141H113V142H111V143H108L107 141L105 142V143H107V144H105V146L107 147V148H105V146L103 145L104 144V142H102V139H103V141L106 139V138H104V135L103 134H99V135H97V137L95 138V139H93L92 140V144H95L96 145V143L97 142H99L100 141V143L102 142L103 144L100 146V147H98L99 149V151H96V153L94 154V155H90L89 154V158H86L85 160H82V159H78V161H75V162H73L74 160H72V159H69L67 162H62L61 164H60V168H59V166H56L55 167V169L53 170V171H51L50 172V177L49 176H47V177H49V180H50V184H49V186L50 187H53V186H55L56 187V191H58L57 193L58 194H61V193H66V194H68L67 196V199H65L64 198V196H63V194H62V197L61 198H63L64 199V201L65 202H68L67 203V206H66V210H67V212H65L64 214H62V215H60L59 217H57V214L56 213H53V214H50L49 216H48V218L50 217V218H52V221H50V223H48V224H46V225H42V226H39L38 227V225H36L35 224V222L32 224V226H31V224H27V220L28 219H32V220H34V221H37V219L41 216V212L43 211V205L41 206V207H39V206H36L35 205V200H36V195H34V194H32V196H34V197H32V196H29V197H27V198H29V199H25V201H23L22 203H17V204H14L15 202H13V204H12V206H11V204H10V208H9V206H5L4 205V207H6V208H3V202H1L3 199L2 198H0V203H1V206H0V208H2V209H0V230H2V235H1V238L3 239V240H5V241H1L2 242V244L0 243V248H2L3 246V248H2V250H4L3 252H5V250H6V253H3L2 252V250H1V252H0V254H2V256L5 258V257H7V261L4 263V264H20V263H24V264H63V262L65 263V264H70V263H68V262H72V260H74V259H72L73 258V255H74V251H75V246H82V248L84 249V250H86V252H87V255L84 257V261H86V262H81V263H79L78 261H76L75 263H78V264H87V262L88 263H90L91 261L93 262V260H91V259H94V260H96V258L94 257V256H96V257H98L97 255H99L98 253H99V251H100V255H99V259H97V261H95V263L96 264H98V263H101V264H106L107 263V261L109 260H107V259H105V258H100L101 256L102 257H104V253H103V247L104 248H107V246L109 247L110 245H111V243H113L114 241H117V238L116 237H118L119 239L122 237L121 235H123V238L125 237V236H127L126 238H128V236H135V235H137V233L139 234L140 232L142 233H148L149 234V232H152V231H154L153 229H155V231H164V232H166V228H165V230H164V227H168V226H166V224H163V222H164V220L166 219L165 218V216L164 215H167V214H162V212L160 211V209H159V207H158V205H156L157 203H156V199H157V197H159V194L160 193H165V194H167L168 195V193H170L171 194V191H172V193L173 192H176V188L175 187H173V185H174V183H172L173 182V180L174 181H177V178H179V180H181V185H180V187L179 188H177V192H178V197L177 196H175L176 198H174L175 200H174V202H173V205H172V209H174V211L173 212H175L174 214H178V212L179 213H181V211L183 212V211H186L185 209H188V210H190V208L191 209H195V208H197V209H202L203 210V212L205 213V214H209L210 216H212V217H216L215 219H217L218 218V216L221 218V216L222 217H226L227 218V220H229V221H227V220H225L224 222H223V224H226V223H228V222H232V220H234L235 219V216H234V214H232V213H230V215L229 214H227V207H228V205H229V203L231 204L232 202L233 203H236V205H237V207L240 209V214H238L239 215V217L240 218H237V216H236V220H235V223L236 224H238L239 222L241 223L242 221H245V219H246V217H245V212H248V210H250V205H251V211L253 210V208H254V210L256 211H252V214H253V217L255 216V223H253L254 225H253V231H254V233H256V236L257 235H260V234H258L259 232H261V231H263V233L260 235V236H257V237H261L262 235H264V220L261 222V220H260V222H257L256 220H258V217L256 218V216H258V212L260 211L261 212V210H264L263 208H264V206H263V204H264V163H263V159H264V116H263V114H264V88H262L264 85L262 84V82L261 83H259L258 82V84L256 83V79L254 80V81H251L250 82V79H249V82H248V77L246 76L248 73H247V71H249V68L248 67H246L247 65H249L250 63H248L247 61L249 60V59H253L252 58V56L251 57H249V54H248V52H247V54H245V55H243L242 53H237V51L238 52H241L242 50ZM26 50V51H25ZM71 50V49H70ZM69 50V51H70ZM74 50V51H73ZM240 50V51H239ZM4 51V50H3ZM202 51V52H201ZM263 51V50H262ZM25 52V53H24ZM56 52V53H55ZM71 52H72V54H77V49L75 48V49H72L71 50ZM264 52V51H263ZM231 53H235V54H233V55H231ZM100 54V55H99ZM237 54H241V57H240V55H237ZM23 55V56H22ZM101 55H103L102 53H100V52H98V54H97V57H96V60H98V59H102L103 57H104V55L103 56H101ZM244 57H243V56ZM72 56V55H71ZM71 56H68V58H70L69 60H68V58H67V60L69 61H67L68 62V64H70L71 62H72V60H73V56H72V58H71ZM216 56H217V54H216ZM233 56V57H232ZM238 56V57H237ZM23 57V58H22ZM218 57V56H217ZM231 57V58H230ZM246 57V58H245ZM216 58V57H215ZM239 58V59H238ZM248 58V60H244V59H247ZM52 59V60H51ZM217 59V58H216ZM235 60V61H234ZM239 60V61H238ZM242 60V61H241ZM237 61V62H236ZM250 61V60H249ZM234 62V63H233ZM240 62V63H239ZM242 62H243V65H242ZM19 63V64H18ZM21 63H22V65H21ZM37 63V64H36ZM41 63V64H40ZM35 64V65H34ZM95 64V65H94ZM94 64H92L93 66H94V68H96L97 66H98V63L96 62H94ZM46 65V66H45ZM63 65H65V66H67L66 64H63ZM61 66L60 68H64L63 70H61L60 68H55L54 69V71H55V73H56V76L58 77V75H60L61 76V74H63L62 72L66 69L65 68V66ZM22 66V67H21ZM96 66V67H95ZM240 66V67H239ZM243 66V67H242ZM246 67V68H245ZM17 68H19L18 70H17ZM46 70H45V69ZM118 69V71H114L115 69H113V70H111V80L113 81V82H118L119 81V78L118 77H116V75L115 74H117L118 72V75L117 76H119V75H121L120 74V72H121V69L118 67V68H116V70ZM196 69H197V67H196ZM225 69V70H226ZM247 69V70H246ZM95 70V69H94ZM26 71V72H25ZM62 71V72H61ZM181 71H183V72H181ZM185 71V72H184ZM115 72V73H114ZM175 72V71H174ZM235 74H234V73ZM246 72V73H245ZM13 73V74H12ZM45 73V74H44ZM60 73V74H59ZM112 73H113V75H112ZM180 73V74H179ZM21 74V75H20ZM42 74V75H41ZM58 74V75H57ZM230 74H232V75H230ZM169 75L167 76V77H169ZM181 75V76H180ZM233 75H235V76H233ZM13 76V77H12ZM36 76V77H35ZM37 76H39V77H37ZM46 76V77H45ZM55 76V75H54ZM55 76V77H56ZM175 77V79H172V77ZM242 76V77H241ZM247 77V80H246V77ZM114 77V78H113ZM177 77V78H176ZM182 77V78H181ZM233 77V78H232ZM235 77V78H234ZM10 78V79H9ZM12 78V79H11ZM37 78V79H36ZM186 78V79H185ZM229 78V79H228ZM243 79V80H242ZM164 80V81H163ZM165 80H166V82H165ZM167 80H168V82H167ZM170 80H171V83H169L170 82ZM173 80V81H172ZM185 80V81H184ZM245 80L250 84H248L247 85V83L245 82ZM182 81V82H181ZM241 82H244V85H243V83H241ZM252 82H255V84H256V86L258 87V85H260V87H258V88H260V90L261 91H259V89H257V87H255V89L252 91V89H253V87L255 86L254 84L251 86V83ZM10 83H11V85H10ZM168 83V84H167ZM246 83V84H245ZM264 83V82H263ZM13 84V85H12ZM33 84V85H32ZM163 84V85H162ZM237 84V83H236ZM237 84V85H238ZM242 84V85H241ZM166 85V86H165ZM263 85V86H262ZM13 86V87H12ZM163 86V87H162ZM233 86V87H234ZM32 87H34V88H32ZM178 87V86H177ZM238 87V86H237ZM236 87V88H237ZM239 88V87H238ZM237 88V89H238ZM262 88V89H261ZM32 89H34V90H32ZM251 89V90H250ZM256 89H257V91H258V94H257V96H255L256 94H254V93H257V92H255L256 91ZM173 90V91H172ZM224 90V89H223ZM221 90V89H219L218 91L220 92H218L219 94H220V96H222V97H224L225 96V93H226V91L224 90ZM239 90V89H238ZM242 90H241V92H242ZM250 90V91H249ZM27 91V92H26ZM158 91H159V93H158ZM41 92V91H40ZM177 92H178V88H177ZM245 92V93H246ZM250 92V93H249ZM253 92V93H252ZM27 93V94H26ZM174 93H176V94H174ZM261 93H262V96H261ZM1 94H2V96H1ZM219 94H218V96H219ZM90 95H92L91 97H92V99H93V101L95 102V103H100V104H102V102H105L104 100H105V97H100L101 99H104V100H101V101H99L100 100V98L98 99H95L94 100V97L96 96V95H94L93 93L92 94H90ZM90 95H87V96H90ZM94 95V96H93ZM153 95V96H152ZM156 95V96H155ZM174 95H177V96H174ZM259 95V96H258ZM45 96V97H44ZM86 96V97H87ZM162 96V97H161ZM164 96V97H163ZM179 96V97H178ZM219 96V97H220ZM247 96V97H248ZM28 97V98H27ZM85 96H84V98H86ZM91 97H87L86 99H88V100H91L92 101V99H91ZM97 97V96H96ZM154 97V98H153ZM215 97L217 98V96L215 95ZM221 97V98H222ZM83 98V99H84ZM153 98V99H152ZM161 98H163V99H161ZM178 98H180V99H178ZM213 98L212 97V100L210 99V101L209 100H207L205 103H207V105H206V108H207V106H209L210 107V112H214V113H216L218 110H217V108H218V104H219V102H217L219 99L217 98ZM40 99H42V100H40ZM207 99V98H206ZM214 99V100H213ZM253 99V101H251ZM85 100V99H84ZM159 100V101H158ZM177 100H179V101H177ZM217 100V101H216ZM92 101V102H93ZM171 103H170V102ZM174 101V102H173ZM208 101H209V103H208ZM259 101V102H258ZM93 102V103H94ZM112 102V101H111ZM108 103V101L106 100V104L107 105H109V108L110 107H112L113 105H114V103L112 102V103ZM159 103V102H161L160 103V105L159 104H156V103ZM262 102V103H261ZM91 103V102H90ZM165 103H167V105L165 104ZM174 103V104H173ZM211 103H212V105L213 106H211ZM217 103V104H216ZM248 103H251V104H248ZM254 103V104H253ZM256 103V104H255ZM105 104V103H104ZM102 105V106H104V107H102L101 105L99 106L100 107V109H103V108H105V111H104V109H103V111L104 112H113L114 113V111L113 110H110L108 107H107V105L105 106V105ZM111 104H113L112 106H110ZM155 104H156V106L157 105H159V107H160V109H155V108H157L156 106H155ZM163 104V106L161 107V105ZM171 106H170V105ZM19 105V106H18ZM40 105V106H39ZM166 105V106H165ZM251 105H253L252 107H251ZM91 104H88V105H85V110L87 111V113H86V111H85V115H86V117H88V119L89 120H91V121H93L94 119V122H96L97 123V121H96V119L98 118L99 119V121H98V123L96 124V127H97V129H101V128H99V124L101 123V119H100V117H103L104 119H105V117L104 116H106L105 114L106 113H103V111H101V110H97V111H95L94 112V110L95 109H93V112H91L90 110H92V109H90L91 108ZM155 106V107H154ZM217 108H216V107ZM257 106V107H256ZM102 107V108H101ZM107 107V108H106ZM115 107V106H114ZM153 107H154V109H153ZM166 107V108H165ZM213 107V108H212ZM262 107V108H261ZM149 108V109H148ZM161 108H164V111H163V109L161 110ZM212 108V109H211ZM255 108V109H254ZM258 110H257V109ZM89 109V110H88ZM107 109V110H106ZM151 109V110H150ZM152 109L154 110L153 112H152ZM170 109V110H169ZM171 109H173L172 111H171ZM216 109V110H215ZM255 111H254V110ZM109 110V111H108ZM149 110H150V112L151 113H153V114H155V115H151L150 114V112H149ZM159 110H161V111H163L162 112V114L164 115H161L160 113H161V111H159ZM166 110V111H165ZM243 110V111H244ZM263 110V111H262ZM88 111H90V112H88ZM149 113H148V112ZM156 111V112H155ZM159 113H158V112ZM174 111V112H173ZM216 111V112H215ZM14 112V113H13ZM110 112V113H111ZM172 114H171V113ZM249 112V113H248ZM257 112V113H256ZM260 112V113H259ZM97 113L100 115H97ZM101 113V114H100ZM102 113L104 114V115H102ZM110 113H108L109 115H110ZM147 113L148 114H150V116H152V118L150 117L149 118V116H147ZM165 113V114H164ZM248 113V114H247ZM108 114H107V116H108ZM247 116H246V115ZM21 115V116H20ZM94 115H97V117L96 116H94ZM147 117H146V116ZM158 115V116H157ZM249 115V116H248ZM89 116H92L93 117V119H91ZM107 116H106V118H107ZM119 117L118 118H120L121 116L120 115H118ZM126 116V117H125ZM154 116H156V117H154ZM164 117V118H161V117ZM166 116V117H167ZM248 118H246V117ZM252 116H253V118H252ZM241 117V118H240ZM245 117V118H244ZM13 118H14V120H13ZM117 118V119H118ZM128 118V119H127ZM138 118V119H137ZM144 118V119H143ZM146 118H148V119H146ZM235 118H236V120H235ZM239 118H240V120L241 119H243V121L245 122H243L242 120H241V122L239 121ZM260 118V119H259ZM121 119L120 120H117V122L118 121H120L121 122ZM143 119V120H142ZM158 119H159V121H158ZM238 119V120H237ZM247 119V120H246ZM263 119V120H262ZM10 120V119H9ZM142 120V121H141ZM152 120V121H151ZM235 120V121H234ZM16 121V122H15ZM140 121H141V123H140ZM158 121V122H157ZM103 122V121H102ZM153 124H152V123ZM181 123V119L180 118H178V120L176 121V124H179V123ZM240 123V127H238L239 125H237V124H239ZM243 122V123H242ZM119 123V122H118ZM116 124V125H114L115 124V122H114V126L113 127H115L114 129L116 130V129H119L120 127H119V124ZM140 123V124H139ZM160 123V124H161ZM235 123H237L236 125H235ZM145 124V125H144ZM233 124V123H232ZM242 124H244V125H242ZM261 124V125H260ZM98 125V126H97ZM150 125V126H149ZM175 125V124H174ZM242 125V126H241ZM16 126V125H15ZM30 126V127H29ZM32 126V127H31ZM34 126V127H33ZM101 126V125H100ZM145 126V127H144ZM244 126V127H243ZM112 127V128H113ZM136 127V128H135ZM151 127H152V129H151ZM246 127V128H245ZM146 128V129H145ZM129 129H130V131H129ZM235 129H237L236 131H235ZM245 129V130H244ZM114 130V131H115ZM134 130H136V131H134ZM11 131V132H10ZM133 133H132V132ZM28 132V133H27ZM125 132H126V134H125ZM237 132H238V134H237ZM11 133V134H10ZM101 133V132H100ZM138 133V134H137ZM134 134V135H133ZM139 134H140V136H139ZM232 134H234V135H232ZM11 135V136H10ZM28 135V136H27ZM125 135V136H124ZM146 135V136H145ZM230 135V136H229ZM138 136V137H137ZM142 136V137H141ZM145 137H147L146 138V140L145 139H143V138H145ZM237 137V138H236ZM102 138V139H101ZM148 138H149V140H148ZM99 139V140H98ZM142 141H141V140ZM226 139H227V141H226ZM237 139V140H236ZM24 140V141H23ZM136 140V141H135ZM141 141V142H140ZM226 141V142H225ZM11 142V143H10ZM143 142L145 143V144H143ZM149 142V143H148ZM228 142V143H227ZM10 143V144H9ZM136 143V144H135ZM208 143V142H207ZM8 144V145H7ZM109 144V145H108ZM141 144H142V146H141ZM25 145V144H24ZM133 145V146H132ZM2 146V147H1ZM14 147V149H12L11 147ZM104 146V147H103ZM126 146V147H125ZM132 146V147H131ZM103 147V148H102ZM128 147V148H127ZM141 147H142V149H141ZM212 147V148H211ZM139 148V149H138ZM180 148H182V149H180ZM226 148V149H225ZM11 149V151H9ZM117 149V150H116ZM136 149V150H135ZM180 149V150H179ZM212 149H213V153L211 152L212 151ZM5 150V151H4ZM22 150V149H21ZM96 150V149H95ZM182 150V151H181ZM191 150V151H190ZM108 151V152H107ZM183 151L185 152L184 153V155H183ZM193 151V152H192ZM223 151H225V152H223ZM9 152V153H8ZM98 152V153H97ZM182 152V153H181ZM192 152V153H191ZM209 154H208V153ZM9 154L10 156L8 157V158H6L5 156V154ZM106 153H110V155H111V157L112 158H114L115 160V162H114V167L116 168V170H114L115 171V177H117L116 179H118V180H120V179H122V181H123V179H124V181H123V185L121 184V186H122V189L121 188H117V187H111V186H109L108 185V183H106V182H104V181H101V180H97L96 181V183H94V185H93V187L94 188H92L91 189V191L92 192H88L87 194H86V197H83L82 199H80V198H76V197H74V193H73V188H74V184L75 183H79V181L81 182V180H84V179H87L88 177L90 178V179H92V180H95V178L98 176V172L96 171L97 170V166H95L94 164H95V162L97 161V159L98 158H101L102 157V155L103 154H106ZM117 153V154H116ZM135 153V154H134ZM189 154H190V156H189ZM203 154V155H202ZM214 154V155H213ZM124 155V156H123ZM205 155V156H204ZM206 155H208V160L207 159H205V157H206ZM3 156L6 158H3ZM91 156V157H90ZM97 156V157H96ZM101 156V157H100ZM118 156V157H117ZM193 156H195L194 158H192ZM201 156V157H200ZM203 156H204V158H203ZM17 157V158H16ZM21 159H20V158ZM141 157V158H140ZM176 157V158H175ZM184 157V158H183ZM212 157V158H211ZM263 157V158H262ZM142 158H145L146 160H148V161H146L145 159H144V161H143V163H146V164H143V163H141L142 162ZM188 158H191V159H193L192 160V167L193 168H189V166H188ZM202 158V159H201ZM211 158V159H210ZM19 159V160H18ZM95 159H96V161H95ZM137 159H138V162H136L137 161ZM141 159V160H140ZM149 159H151V160H149ZM177 159V160H176ZM259 159H260V162H259ZM5 160V161H4ZM85 161L86 163H88V164H86L85 162H82V161ZM87 160V161H86ZM90 160V161H89ZM139 160H140V162H139ZM190 160V159H189ZM195 160V161H194ZM201 160V161H200ZM18 161V162H17ZM19 161H21V162H19ZM80 161H81V163H80ZM92 161H93V163H92ZM125 161V162H124ZM262 161V162H261ZM15 162V163H14ZM79 162V163H78ZM156 162H158L159 163V165L161 164V165H163V167L162 168H160L161 167V165L158 167V163H156ZM256 162H258V163H256ZM65 163H67V164H65ZM69 163V164H68ZM78 163V164H77ZM85 163V164H84ZM140 163V164H139ZM186 163V164H185ZM255 163V164H254ZM81 164V165H80ZM92 164H93V166H92ZM132 164V165H131ZM141 164H143V165H141ZM243 164H244V166H243ZM64 165V166H63ZM117 165V166H116ZM146 165V166H145ZM155 165H156V167H158L159 169H154V168H156L155 167ZM181 165V166H180ZM241 165V166H240ZM251 165V166H250ZM263 165V166H262ZM63 166V167H62ZM188 166V167H187ZM239 166H240V168H239ZM255 166V167H254ZM261 166V167H260ZM62 167V168H61ZM83 167V168H82ZM89 167V168H88ZM114 167H113V169H114ZM119 167V168H118ZM145 169H144V168ZM167 167V168H166ZM180 167H181V169H180ZM225 167H226V169H225ZM242 167V168H241ZM247 167V168H246ZM263 167V168H262ZM143 168V169H142ZM187 168V169H186ZM253 168H254V170H253ZM16 169V168H15ZM67 169H69V171L67 170ZM79 169V170H78ZM120 169V170H119ZM153 169V170H152ZM173 169V170H172ZM185 169V170H184ZM188 169H190V170H188ZM261 169V170H260ZM59 170H60V174H59ZM66 170H67V173H66ZM136 170V171H135ZM175 170V171H174ZM187 170V172L188 173H186V174H183L185 171ZM192 170V171H191ZM260 170V171H259ZM119 171H120V174H118L119 173ZM142 171V172H141ZM162 171V172H161ZM180 171V172H179ZM262 171V172H261ZM61 172H63V173H61ZM77 172H78V174H77ZM84 172V173H83ZM90 172V173H89ZM97 172V173H96ZM160 172V173H159ZM182 172V173H181ZM192 172V173H191ZM223 172H224V174H223ZM238 172V173H237ZM251 172V173H250ZM259 172V173H258ZM122 173V174H121ZM143 173V174H142ZM151 173V174H150ZM180 173L182 174V175H180ZM258 173V174H257ZM63 174V178L60 176V175H62ZM75 174L77 175V176H75ZM83 174V175H82ZM97 174V175H96ZM109 174H110V172H109ZM153 174V175H152ZM176 174V175H175ZM192 174V175H191ZM259 174H260V176H259ZM53 175V176H52ZM58 175V176H57ZM73 175V176H72ZM82 175V176H81ZM95 175V176H94ZM114 175V174H113ZM149 175V176H148ZM150 175L152 176V177H150ZM179 175V176H178ZM222 175H224V176H222ZM257 175V176H256ZM64 176H67V178L66 177H64ZM80 176H81V178H80ZM85 176V177H84ZM122 176V177H121ZM154 176V177H153ZM191 176V177H190ZM256 176V177H255ZM58 177V178H57ZM60 177H61V179H60ZM79 177V178H78ZM92 177V178H91ZM149 177V178H148ZM176 177V178H175ZM186 177V178H185ZM219 177H220V179H219ZM223 177V178H222ZM255 177V178H254ZM68 179H71L70 180V183H68V182H66ZM155 178V179H154ZM158 178V179H157ZM248 178H250V179H248ZM62 179H64V180H66V181H63ZM145 179V180H144ZM148 179V180H147ZM173 179V180H172ZM152 180H154V182L156 183H154ZM101 181V182H100ZM122 181L120 180L119 182L120 183H122ZM150 181V182H149ZM208 181V182H207ZM52 182V183H51ZM57 182V183H56ZM63 182V183H62ZM64 182H66L68 185H66V183L64 184ZM147 182V183H146ZM151 182H153V183H151ZM164 182V183H163ZM230 182V183H229ZM236 182V183H235ZM242 182H243V184H242ZM246 182V183H245ZM253 182V183H252ZM157 183H159V184H157ZM220 183V184H219ZM233 183V184H232ZM240 183V184H239ZM248 183V184H247ZM60 184V185H59ZM62 184H64V185H62ZM101 184V185H100ZM103 184V185H102ZM105 184V185H104ZM129 184V185H128ZM149 184H150V186H149ZM153 184V186H151ZM228 184H232V186H234L235 184H236V186H234V188H233V190L232 189H230V187H232V186H227ZM245 184H247V185H245ZM163 185V186H162ZM172 185V187H170ZM200 185V186H199ZM204 185V186H203ZM221 185H222V187H221ZM100 186V187H99ZM103 186V187H102ZM130 186V187H129ZM167 186V187H166ZM182 186V187H181ZM216 186H218V187H216ZM239 186V187H238ZM241 186H242V188H241ZM251 186V187H250ZM50 187L48 188V190H47V192H46V190H45V193L47 194L48 193V191L50 190ZM63 187H66V190H65V188L63 189ZM69 187V188H68ZM124 187V188H123ZM132 187V188H131ZM150 187H152V189L150 190ZM159 187V188H158ZM197 187H199V188H197ZM202 189H201V188ZM262 187V188H261ZM59 188V189H58ZM61 188V189H60ZM114 188V189H113ZM175 188V189H174ZM226 188V189H225ZM67 189H69L68 191H67ZM124 189V192H123V194H122V191L121 190H123ZM170 189V190H169ZM179 189V190H178ZM199 189V190H198ZM219 190V193L221 192V190H227L228 192H225V194L224 195H218V197H217V199H216V197H215V195L214 194H216V193H214V192H217L216 190ZM229 189L231 190V191H229ZM65 190V191H64ZM108 190V191H107ZM126 190V191H125ZM150 190V191H149ZM153 190V191H152ZM156 190V191H155ZM158 190V191H157ZM215 190V191H214ZM235 190V191H234ZM149 191V192H148ZM204 191V192H203ZM210 191V192H209ZM213 191V192H212ZM68 192V193H67ZM199 192V193H198ZM234 192V193H233ZM125 193V194H124ZM196 194V195H194V194ZM203 193V194H202ZM208 193V194H207ZM211 195H210V194ZM214 193V194H213ZM57 194V195H58ZM156 194V195H155ZM199 194V195H198ZM240 194V195H239ZM257 194V195H256ZM73 195V196H72ZM88 195V196H87ZM120 195V196H119ZM208 195V196H207ZM213 195V196H212ZM243 195V196H242ZM72 196V197H71ZM127 196H129L127 199H123V198H126ZM150 196V197H149ZM195 196V197H194ZM209 196H211V197H209ZM240 196H241V198H240ZM252 196V197H251ZM256 196V197H255ZM30 197H31V199H30ZM121 197V198H120ZM123 197V198H122ZM207 197V198H206ZM231 197V198H230ZM214 198V199H213ZM233 198V199H232ZM244 198V199H243ZM251 198V199H250ZM259 198V199H258ZM32 199H33V201H32ZM79 199V200H78ZM84 199V200H83ZM105 199V200H104ZM109 199H111L110 201H108ZM115 199V200H114ZM130 199V200H129ZM232 199V200H231ZM243 199V200H242ZM250 199V200H249ZM74 201L75 203L73 204V203H70V201ZM77 200V201H76ZM113 200V201H112ZM117 200V201H116ZM125 200V201H124ZM128 200V201H127ZM205 200V201H204ZM213 200V201H212ZM258 200V201H257ZM98 201V202H97ZM106 201V202H105ZM124 201V202H123ZM191 201V202H190ZM210 201V202H209ZM219 201V202H218ZM253 201V202H252ZM256 201V202H255ZM34 202V203H33ZM91 202H94V204L96 205H99V209L97 208L98 206L96 205L95 207H94V205H93V207H91V209H88L89 207H90V205H89V203H91ZM147 202V203H146ZM151 202V203H150ZM100 203V204H99ZM102 203V204H101ZM105 203V204H104ZM106 203H107V206L108 205H110V206H106ZM109 203V204H108ZM111 203V204H110ZM119 203V204H118ZM122 203H124L123 204V206H126V211H127V207H129V206H131V207H129L131 210L133 209L134 211H131L130 209H128L130 212H132V214H130L129 213V211H127V215H129V216H127L126 214H125V210L124 211H122L121 210V207H118V206H120ZM205 203V204H204ZM215 203V204H214ZM232 203V204H233ZM263 203V204H262ZM26 204H27V207H26ZM44 204V203H43ZM126 204H128V205H126ZM246 204V205H245ZM254 204L256 205V206H254ZM257 204H259V205H257ZM260 204H262V206L260 205ZM16 205V206H15ZM25 205V206H24ZM29 205V206H28ZM70 205V206H69ZM72 205H74V206H72ZM111 205H113V207L111 206ZM117 207H116V206ZM191 205V206H190ZM193 205V206H192ZM202 205V206H201ZM102 207V209H104V210H102L101 209V207ZM106 206V207H105ZM122 206V205H121ZM244 206V207H243ZM261 206V207H260ZM35 207H36V209H35ZM37 207H38V209H37ZM71 207H73L72 209H71ZM75 207V208H74ZM104 207V208H103ZM109 207H110V209H109ZM115 207V209H113ZM259 207V208H258ZM263 207V208H262ZM40 208V209H39ZM43 208V209H42ZM69 208V209H68ZM107 210H106V209ZM123 208V207H122ZM256 208V209H255ZM20 209V210H19ZM22 209V210H21ZM32 209V210H31ZM96 209V210H95ZM108 209H109V211H108ZM117 209V210H116ZM124 209H125V207H124ZM146 209V210H145ZM207 209V210H206ZM18 210V211H17ZM33 210H36L34 213H32L33 212ZM89 210H91L90 211V213L92 212V211H104V212H108L107 214L108 215H105V218L102 220V222L101 223H97L96 224V222H94V223H89V221H86L85 219H84V217L86 216V213H88L89 212ZM112 210H114L113 212H111ZM118 210H119V212H118ZM140 210V211H139ZM147 210H148V212H147ZM13 213H12V212ZM25 211V212H24ZM41 211V212H40ZM120 211H122L123 212V215H121L122 214V212H120ZM136 211V212H135ZM241 211H242V213H241ZM11 212V213H10ZM14 212H15V214L16 215H13V219L11 218L12 217V214H14ZM23 215V217L25 218H23L22 217V215L20 214V213ZM27 212V213H26ZM30 212V213H29ZM41 213V214H39V217H36V216H38V213ZM111 212V213H110ZM134 212V213H133ZM173 212H170L169 214L171 215ZM177 212V213H176ZM214 212H215V214H214ZM255 212V213H254ZM10 213V214H9ZM36 213V214H35ZM68 213V214H67ZM93 213V212H92ZM110 213V214H109ZM113 213L114 214H116L114 217L116 218V216H119L118 217V219H119V221L121 222H118V220H116L115 218H114V220H113ZM121 213V214H120ZM129 213V214H128ZM70 214L72 215L71 216V218H70ZM125 214V215H124ZM144 216H143V215ZM173 214V215H174ZM20 215H21V217H20ZM31 215V216H30ZM33 215V216H32ZM55 215V216H54ZM68 215V216H67ZM110 215H112L111 216V218H109L110 217ZM130 215H132V218L133 219H136L137 220V218H134V216L135 217H138V220H137V222H135L132 218L129 220L127 217H130ZM134 215V216H133ZM175 215V216H176ZM214 215V216H213ZM217 215V216H216ZM230 217H229V216ZM14 216H16L15 217V219H14ZM27 216V217H26ZM64 216V217H63ZM67 218H66V217ZM121 216L123 217V218H127V221L124 219H122L121 218ZM126 216V217H125ZM175 216L174 217H172V219H171V222L173 221V219L175 218ZM234 218H233V217ZM260 216V215H259ZM34 217V218H33ZM54 217H56V219H54ZM63 217V218H62ZM109 219H108V218ZM164 217L165 219H163L162 220V218ZM177 217V216H176ZM228 217H229V219H228ZM21 218V219H20ZM26 218H28L27 220H26ZM65 218H66V220H65ZM123 220V226H124V224H125V228L124 229H128L127 227H128V225H126V224H128V223H130L131 221V223L129 224V229L128 230H130V228L133 226L134 227V229H131L130 230V232L127 230V232H128V234L126 233V235H125V233L123 232V231H125L126 232V230H123V228L121 227V225H122V220ZM152 218V219H151ZM245 218V219H244ZM59 219H62V220H60L59 221ZM69 219H70V221H69ZM108 219V220H107ZM112 219V220H111ZM176 219V218H175ZM174 219V220H175ZM264 219V218H263ZM12 220H14V221H12ZM25 220V221H24ZM57 220V221H56ZM65 220V221H64ZM231 220V221H230ZM15 221H17L20 225H22V226H20L17 222H15ZM117 221V222H116ZM125 221V222H124ZM133 221H134V223H133ZM259 221V220H258ZM14 223V225H13V223ZM22 222H25V224H23ZM68 224H67V223ZM109 222H111V223H109ZM127 222V223H126ZM253 222H254V220H253ZM55 223V224H54ZM57 223V224H56ZM65 223V224H64ZM71 223V224H70ZM105 223H106V229H103V228H105L104 226H105ZM138 225H137V224ZM165 223V222H164ZM257 223V224H256ZM263 224V226H261V225H259V224ZM64 224V225H63ZM108 224V225H107ZM110 224V225H109ZM120 224V225H119ZM131 224H133L131 227H130V225ZM236 224H233V225H231V227H230V229H228V234L231 232V231H233L234 230V227L235 228H237L236 226H239V229L238 230H236V232H237V234L240 236V238L242 237L241 235H242V233H243V224L241 225H236ZM256 224V225H255ZM10 225V226H9ZM97 226V228H95L96 226ZM112 225V226H111ZM113 225H114V227H113ZM148 225V226H147ZM165 225V226H164ZM171 225H173V223L172 224H170V226ZM259 225V226H258ZM16 226V227H15ZM19 226H20V228H19ZM35 226L38 228H35ZM43 226H45V228L43 227ZM47 226V227H46ZM53 226V227H52ZM58 226V227H57ZM73 226V227H72ZM101 226V227H100ZM141 226V227H140ZM157 226V227H156ZM169 226V227H170ZM260 226H261V229H260ZM63 227V228H62ZM67 227V228H66ZM103 227V228H102ZM110 227H111V230H110ZM116 227V229L117 230H115L114 228ZM121 227V228H120ZM136 227L137 228H139L140 229V231L138 230V229H136ZM155 227V228H154ZM159 227V228H158ZM255 227V228H254ZM10 228V229H9ZM12 228V229H11ZM28 228H29V231H28ZM33 228V229H32ZM41 230H40V229ZM55 228V229H54ZM74 228V229H73ZM142 228V229H141ZM232 228V229H231ZM240 228H241V230H240ZM15 229H16V231H18L19 232V234L15 231ZM17 229H19V230H17ZM35 229V230H34ZM43 229V230H42ZM45 229H46V231H45ZM58 229V230H57ZM145 229H147L146 231H144ZM157 229V230H156ZM163 229V230H162ZM170 229H171V227L169 228V230H168V233L170 232ZM261 230V231H259L258 232V230ZM13 230V232H11ZM21 230H24V231H21ZM30 230H31V232H30ZM49 230V231H48ZM88 230V231H87ZM98 230H99V232H98ZM109 231V233H107L108 231ZM119 230V231H118ZM133 230V231H132ZM136 230V231H135ZM231 230V231H230ZM52 231V232H51ZM92 231V232H91ZM101 231V232H100ZM102 231H103V236H102ZM106 232V234H105V232ZM113 233H112V232ZM117 233H116V232ZM139 231V232H138ZM240 231V232H239ZM74 232V233H73ZM115 232V233H114ZM120 232V233H119ZM121 232L123 233V234H121ZM161 232V233H162ZM258 232V233H257ZM26 233H28L29 235H30V233H32L30 236L28 235V234H26ZM38 233V234H37ZM95 233H97V236H99V235H101V237L99 238V239H96V235H95ZM100 233V234H99ZM129 233L131 234V235H129ZM133 233H135L134 235H133ZM140 233V234H141ZM142 233V234H143ZM21 234V235H20ZM22 234H25V235H22ZM99 234V235H98ZM109 234H112V235H109ZM113 234H116V235H113ZM120 234V235H119ZM39 235V236H38ZM40 235H41V237H40ZM47 235V236H46ZM58 237V239H57V237ZM5 237V239H4V237ZM27 236V237H26ZM55 236V237H54ZM94 236H96V237H94ZM110 236H112L111 238H110ZM121 236V237H120ZM141 236V235H140ZM30 237V238H29ZM38 237H40V238H38ZM48 237H51V239L50 238H48ZM62 237V238H61ZM74 237V238H73ZM82 237V238H81ZM114 237V238H113ZM137 237H139V236H137ZM142 237V236H141ZM256 237V238H257ZM28 238H29V240H28ZM64 238V239H63ZM67 238V239H66ZM95 238V239H94ZM131 238V237H130ZM143 238V237H142ZM142 238H140L141 240H142ZM32 239H33V241H32ZM100 239H102V240H100ZM105 239V240H104ZM112 239V240H111ZM139 239V238H138ZM139 239V240H140ZM59 240H60V242H59ZM62 240H64V241H62ZM66 240H68V241H66ZM95 240V241H94ZM109 240V241H108ZM110 240L112 241L111 243H110V245H107L106 247H105V243H107V244H109L108 242H110ZM122 240V239H121ZM128 240V239H127ZM136 240H137V238H136ZM139 240H137V241H134V240H132V241H130V242H132V244H129L130 246L128 247V244L126 245L127 246V249H126V246H124L125 247V250H124V252H122V254H124V256H121L122 254H121V251H123V250H120V248H124L123 246H121V245H119V246H121V247H119L118 246V248H116V250L118 251V250H120V251H118V253L120 252V256H121V258H120V256H119V254H118V256H116L117 255V251H114L115 250V248H114V250L112 249V251H114V252H112L113 253V255H111V256H114L113 258H112V261H108V262H112L113 264L114 263H116L117 262V260H118V262L117 263H123V264H128L129 262H130V260L134 257V256H136V255H133V254H135L136 253V251L139 249V248H141V246L143 245ZM252 240H254V238H252ZM7 241L9 242L10 241V244L8 245L9 247V249L7 248ZM58 241V242H57ZM108 241V242H107ZM255 241H256V239L254 240V241H252V243H247V245H245V247H244V249H243V251H242V249H241V251L239 252V251H237V249L235 250L236 251V253H235V251H234V253H233V251H230V250H232V249H230V250H228L227 252H226V254L224 253V256H225V258H224V256H223V259H225L223 262V264H236L237 262V264H264V243H263V249H262V251H261V253H262V256H261V254L260 253H258V254H255L254 255V257H255V260L253 259L252 261H250L249 263H245L246 261L242 258V255H244V253H245V248L247 249L246 251H249L250 249H251V245L253 244V242L255 243ZM5 242H6V245H5ZM95 242V243H94ZM103 242V243H102ZM134 242V243H133ZM166 242V241H165ZM12 243H14V244H12ZM56 243V244H55ZM58 243H60V244H58ZM97 243V244H96ZM4 244V245H3ZM91 245V249H90V247H88V246H90ZM105 244V245H104ZM138 244V245H137ZM165 244V243H164ZM251 244V245H250ZM14 245V246H13ZM16 245V246H15ZM94 245H96V247L94 246ZM100 245V246H99ZM136 245V249H135V246ZM6 246V247H5ZM18 246H20V247H18ZM86 248H84V247ZM133 246V247H132ZM138 246V247H137ZM164 246V247H163ZM247 246V247H246ZM13 247V248H12ZM26 247V248H25ZM94 249H93V248ZM160 247H163L164 249H162V248H160ZM159 248H154L155 249V251H154V249L152 250V249H150L149 251L148 250H145V252H142L141 254H140V256L138 255V256H136V258H138V257H140L141 258V255H143L144 257L142 258V260L141 261H138V263L139 264H146V259L148 260V262H147V264H151V262L154 260V261H158L159 259H160V257H162L163 255H166V254H169V250H166L168 247H166V244L165 245H161ZM166 247V248H165ZM181 247L183 248L184 247V244H182L181 245ZM241 248H242V245L240 246ZM248 247H249V250H248ZM11 248H12V250H11ZM24 248V249H23ZM30 248V249H29ZM129 248V249H128ZM21 249V250H20ZM131 249V252L129 251ZM132 249H134V251H132ZM162 249V250H161ZM169 249V248H168ZM7 250H9V251H7ZM30 250V251H29ZM91 250V251H90ZM163 250H165L166 252H162L161 253V251H163ZM183 250V249H182ZM11 251V252H10ZM93 251L96 253H94V255H93ZM147 251V252H146ZM154 252V254H151L150 255V252L151 253H153ZM168 251V252H167ZM230 251V252H229ZM8 252V253H7ZM10 252V253H9ZM61 252V253H60ZM89 252H91V253H89ZM116 252V255L114 254ZM128 252V253H127ZM130 252V253H129ZM158 252H160L159 254H158ZM27 253H29V254H27ZM34 253V254H33ZM63 253V254H62ZM65 253V254H64ZM103 255H102V254ZM125 253H127V255H125ZM228 253V254H227ZM40 254V255H39ZM90 254H91V258H90ZM144 254H146V255H144ZM162 256H161V255ZM4 255H6V256H4ZM8 255V256H7ZM35 255V256H34ZM42 255V256H41ZM57 257H56V256ZM133 255V256H132ZM153 255V256H152ZM158 255V256H157ZM170 255V254H169ZM227 255V256H226ZM228 255H230V256H228ZM240 255V256H239ZM1 256V255H0ZM1 256V258H0V261L2 260V257ZM13 256V257H12ZM40 256V257H39ZM66 256V257H65ZM145 256H146V258H145ZM148 256H149V258H148ZM150 256H152V257H150ZM220 256V259H222L221 258V255H219ZM10 257H11V259H10ZM31 257H32V261H31ZM48 257H50V258H48ZM60 257V258H59ZM64 257V258H63ZM116 257H119V258H116ZM132 257V258H131ZM156 259H158V260H155V258ZM228 257V258H227ZM231 257V258H230ZM240 257V258H239ZM27 258V259H26ZM40 258V259H39ZM41 258H44V259H42L41 260ZM48 258V259H47ZM131 258V259H130ZM135 258V257H134ZM134 258L132 259V260H134ZM135 258V259H136ZM259 258V259H258ZM260 258H262V259H260ZM54 259V260H53ZM63 259V260H62ZM105 259V260H107V261H104L103 262V260ZM113 259H114V261H113ZM116 259V260H115ZM124 259H125V261H126V263L125 262H123L124 261ZM128 260V263H127V260ZM145 259V260H144ZM212 259H214V258H212ZM212 259H207V258H205V260H206V263L208 264H214V262H216L215 264H217L220 260H219V257L217 256V258L215 257V259H214V261L212 260ZM233 259V260H232ZM241 259H243V260H241ZM23 260V261H22ZM60 260V261H59ZM98 260H101L102 262H100V261H98ZM123 260V261H122ZM151 260V261H150ZM257 260H259V261H257ZM10 261V262H9ZM20 261H22V262H20ZM34 261V262H33ZM43 261V262H42ZM55 261V262H54ZM208 261V262H207ZM209 261H211V262H209ZM234 261V262H233ZM236 261V262H235ZM255 263H254V262ZM26 262H28V263H26ZM54 262V263H53ZM74 262V261H73ZM106 262V263H105ZM133 262H137V261H131L129 264H132ZM143 262V263H142ZM150 262V263H149ZM242 262V263H241ZM94 263V262H93ZM116 263V264H117ZM219 263H222L221 261L219 262ZM218 263V264H219ZM133 264H135V263H133ZM152 264H153V262H152Z\"/></svg>",
  "mask_w": 264,
  "mask_h": 264
}]
</instances>
